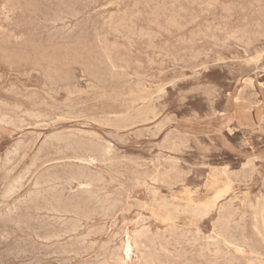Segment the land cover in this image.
Instances as JSON below:
<instances>
[{
	"label": "rangeland",
	"instance_id": "obj_1",
	"mask_svg": "<svg viewBox=\"0 0 264 264\" xmlns=\"http://www.w3.org/2000/svg\"><path fill=\"white\" fill-rule=\"evenodd\" d=\"M2 1H3V3H2ZM2 1L0 2V7H1L0 8V15H1L0 16V23H1L0 28L2 27V29L3 28H6V29H3V30L0 29V68H1L0 69V103L1 102L4 103L6 101L5 103L8 105H6L5 103H4L5 106L2 103L0 104V113H1L0 117L3 116L2 118H0L1 119V123H0V198L2 197L0 199V206H1L0 207V215H4V214L6 215V216L4 215L3 217L0 216V264H14V263L15 264H47L48 262H49L48 264H71L72 262H74L72 264H96V263L105 264L106 261H107L106 264H138V263L139 264H157V263L158 264H170V261L172 263L174 261L173 264H175V263L176 264H185V263L186 264H189V263L190 264H192V263L198 264L199 261H200L199 264H209V263H214V264H225V263L229 264L230 263V264H232V262H233V264H248V263L249 264H251V263L258 264L259 261H260L259 264H263L264 263V222H263V219H264V86H263L264 85V27H263L264 26V14H263L264 13V11H263L264 0H214L215 2L213 0H210V1L209 0H199V2H198V0L197 1L196 0H189V1L188 0H181V1L180 0L179 1L178 0H165L166 3L164 2V0L163 1L162 0H138V1L137 0H135V1L134 0H130V1L129 0H108V1L107 0H105V1L104 0L103 1L97 0L96 1L95 0V4L97 3L96 6L93 4L94 0L86 1L87 3L83 0H78V1H75L74 8L78 9V10L76 9V12L78 14L75 13V15L70 10L67 9L68 5H70L69 0H36L37 2H36L35 8L25 7V5L23 3H22V6H20V5L14 6L13 1H12V2L8 3L6 11H5V8H3L5 5V2H4V0H2ZM216 1H218V2H216ZM83 2H84V4H83ZM91 2H93V3H91ZM172 2H175V3H172ZM192 2H194V3H192ZM206 2L208 4L211 2L212 5L211 4L208 5V4H206ZM258 2H259V5L257 4ZM77 3H79V5ZM106 3L108 5H110V7L107 6ZM113 3H115V5ZM128 3L130 4L131 8H129L130 6H128L129 5ZM157 3L159 5L160 4L161 5L158 6ZM162 3L164 4L163 5L164 7L165 6H168V7L164 8L162 6ZM86 4H87V6H86ZM111 4H113V6H111ZM193 4H195V5L193 6ZM154 5H155V7H154ZM103 6H105V8ZM138 6H141V7H138ZM151 6H152V8H151ZM199 6H203V7H199ZM17 7L20 8V11ZM62 7H63V9H62ZM106 7H107V9H106ZM144 7H146V8H144ZM173 7H174L175 11L173 10ZM180 7H183L184 10H183V8H180ZM262 7H263V9H262ZM12 8H14V9H12ZM92 8H94L93 10H95L94 13H93ZM170 8H172L173 11ZM229 8H231V9H229ZM123 9H125V10H123ZM140 9H141V11H140ZM148 9H150V10H148ZM152 9L153 10L156 9L155 11L157 13L156 12L154 13ZM158 9L163 10V11H161V13H160L159 11H157ZM221 9H222V11H221ZM107 10H109V11H107ZM119 10H120V12H119ZM167 10H169L170 12ZM180 10H181L182 14H181ZM260 10L262 11V13ZM29 11L31 13H29ZM32 11H33V15H32ZM102 11H103V14H102ZM116 11H117V13H116ZM137 11L139 12L140 17L138 16L139 14L136 15ZM151 11L155 15L158 14L157 17L153 13H151ZM212 11H214V12H212ZM217 11H218V13H217ZM232 11L233 12L235 11L234 12L235 15H234V13H232ZM2 12L4 13L5 16L2 15L3 14ZM23 12L25 14L27 13L28 16H27V14L25 15ZM54 12L56 13V15ZM79 12H80V15H79ZM162 12H164V13H162ZM173 12L175 14L177 12V14L175 15ZM52 14H53V16L51 17ZM146 14H148V15H146ZM173 14H174V16H173ZM201 14L202 15L204 14L203 15L204 17ZM20 15H22V16H20ZM29 15H30V17H29ZM34 15H35V17H34ZM59 15H61L62 18ZM63 15H65V16H63ZM69 15L71 18L69 17ZM88 15H91V18ZM151 15H152V17H151ZM7 16H8V18H7ZM36 16L37 17L39 16V18H37ZM74 16H76V17H74ZM92 16H93V18H92ZM116 16H118V17H116ZM129 16H131V17L133 16V17L130 18ZM142 16H143V19H142ZM163 16H165V17H163ZM172 16H173L174 20L172 19ZM179 16L181 19H177ZM27 17H29V18H27ZM53 17L54 18L57 17V18L54 19ZM72 17H74V18H72ZM126 17H127V19H126ZM5 18L8 20H5ZM94 18H96V19H94ZM157 18H159V19L156 20ZM162 18H163V20H162ZM197 18L199 19L198 21H197ZM216 18H217V20H216ZM28 19H31V20H28ZM32 19H34V20H32ZM46 19H47V22H46ZM51 19L53 21H51ZM79 19L81 20V22ZM91 19H93V20H91ZM118 19H120V21L121 20L126 21V22L123 21L125 24H123V22H120ZM170 19H172V23H170L171 22ZM176 19H177V23L175 21ZM182 19H185L186 22H184V20H182ZM66 20H67V22H66ZM96 20H97V22L99 21L98 24H100L101 26L96 25L97 24ZM105 20H107V22H105ZM154 20L158 23H156ZM168 20L170 21L169 23L171 25L168 24ZM179 20H181V21H179ZM222 20H223V22H222ZM11 21H12V23H11ZM59 21H60V23H59ZM93 21L96 24H94ZM116 21L117 22L119 21L120 23L119 22L117 23ZM129 21L132 24L135 23L136 26L135 25L134 26L136 28H134L132 26V24L129 23ZM150 21H151V23H150ZM63 22H65V23H63ZM192 22H193V24H192ZM195 22H196V24H195ZM211 22H212V24H211ZM18 23H19V25H18ZM28 23H30V24H28ZM44 23L46 25L48 24L49 26L47 25L48 27H46V25ZM52 23H54V24H52ZM57 23H58V25H57ZM78 23H80V26H78L79 25ZM108 23H109V25H108ZM178 23L181 25V27ZM2 24H3V26H2ZM71 24H73V25H71ZM88 24H90V25H88ZM120 24H122L123 27ZM166 24H167V26L169 25L170 27L168 26L169 27L168 28L166 26ZM174 24L175 25L177 24L176 25L177 27L179 25V27L176 28V26ZM188 24H190V25H188ZM65 25H67L66 28H65ZM76 25H77L78 30L75 27ZM125 25H127V27ZM172 25H174V26L172 27ZM218 25L220 27H216ZM237 25H239V26L237 27ZM70 26H72V28ZM115 26H117V27H115ZM33 27H34V29H33ZM61 27H63L64 29ZM82 27H83V29H82ZM86 27H88V28H86ZM93 27H95L96 29H93ZM99 27L102 28V30L98 29ZM107 27H108V29H107ZM130 27H131V29H130ZM163 27L166 29V31L163 30L164 29ZM198 27H200L199 29H201V30H199ZM30 28H31V31H29ZM45 28H46V30H45ZM54 28H55V30H54ZM103 28H104V30H103ZM183 28L186 30L183 31ZM251 28H253V29H251ZM65 29H66V31H65ZM220 29H222V30H220ZM234 29L237 30L238 35H236L237 33ZM5 30H7V31L5 32ZM81 30L87 35H84V33L81 32ZM92 30H93V32H91ZM116 30L119 32H117ZM143 30H146V31H143ZM179 30H180V32H179ZM227 30H229V31H227ZM28 31H29V33H28ZM74 31H77V32L79 31V32L77 33ZM125 31L128 32V34H126ZM140 31L144 32V33H141ZM147 31L150 33V35L152 34L153 36H150ZM167 31H170L171 33L169 32V34H168ZM202 31H204L205 33H203ZM220 31H223L224 33L220 32ZM241 31L242 32L244 31V32L240 33ZM59 32H61L60 35H59ZM65 32H67V33H65ZM129 32L130 33L132 32V33L130 34ZM151 32H153L154 34ZM166 32H167V34H166ZM248 32H249V34H248ZM49 33L50 34L53 33L52 36ZM62 33H64V34H62ZM74 33H76L77 35ZM121 33L124 35H121ZM189 33H190V35H189ZM201 33H203V34L201 35ZM89 34H90V36H89ZM132 34H133V36H132ZM145 34H146V37L144 38ZM197 34H198V36H195ZM204 34H205V36H204ZM245 34H246V36H245ZM34 35H35V38H33ZM57 35L59 36V38ZM214 35H215L216 39H215ZM234 35L238 36V37L235 38ZM20 36L22 39L20 38ZM41 36H43V37H41ZM121 36L123 37L124 40L122 39ZM135 36H138V37H135ZM139 36H140V39H139ZM16 37H17V39L20 38V40H17ZM52 37H54V40H52V42H51L50 39H53ZM67 37H69V38L71 37L72 41H70L69 38L66 39ZM82 37H84V38H82ZM115 37H117V38L115 39ZM151 37H152V39H150ZM156 37H157V39H156ZM41 38H42V40H41ZM57 38H58V40H57ZM80 38L83 40H80ZM127 38H128V40H130V42L128 41L130 44L126 41ZM206 38H207V40H206ZM242 38L245 42L242 40ZM252 38L253 39L255 38V39L253 40ZM64 39H66L67 41L65 40L66 41L65 42ZM88 39H89V41H88ZM108 39H110V40H108ZM96 40H99V41L97 42ZM105 40H106V42H105ZM117 40H119V41H117ZM137 40H139V41H137ZM216 40H219V41H216ZM90 41H92V42H90ZM187 41H189V42H187ZM194 41H195V44H193ZM242 41H243V43H242ZM53 42L55 44L51 45L50 43H53ZM84 42L85 43L87 42V43L85 44ZM101 42H102V44H101ZM110 42H113V46ZM216 42H217V44H216ZM220 42H221V45L219 44ZM238 42L242 43V45H240V43H238ZM78 43L79 44L81 43V44L79 45ZM132 43H135V44L132 45ZM225 43H226V45H225ZM256 43H258V44H256ZM34 44L45 47L46 52L42 55H38L37 53H35L33 51V49L31 47H29V46H32ZM115 44L117 45V47L115 46ZM120 44H123V45H120ZM191 44L194 46H192ZM222 44H224V46ZM248 44H250V45L248 46V50H247ZM135 45L138 47H136ZM149 45H151V46L149 47ZM163 45L167 48L165 49ZM216 45L218 48L216 47ZM227 45H228V47H227ZM244 45H246V47ZM53 46L54 47L58 46L60 48L59 54L55 52V49ZM115 47H116V49H115ZM153 47H155V49ZM220 47L221 48L224 47V48L221 49ZM101 48H102V50H101ZM168 48L170 51L168 50ZM255 48H257V49H255ZM198 49L199 50L201 49L200 50L201 52ZM252 49H253V51H252ZM138 50H140V51H138ZM112 51H113V53H112ZM130 51L132 53H134V55ZM183 51H184V53H183ZM210 51H212V52H210ZM198 52H199V54H198ZM203 53L205 55H203ZM250 53H252V54H250ZM49 54H51L50 57H49ZM196 54H198L197 55L198 59H196L197 58ZM104 55H106V56H104ZM150 55H151V57H150ZM89 56H91V57H89ZM200 56H202V57L200 58ZM213 56H214V58H213ZM133 57H135V58H133ZM165 57L168 60L164 59ZM176 57H178V59ZM215 58H216V60H215ZM130 59H132V60H130ZM158 59H160V60H158ZM190 59H191V61H189ZM226 59L228 60V62ZM97 60H98V62H97ZM136 60L138 61V63H140V65H138ZM251 60H253V61H251ZM256 60H259V61H256ZM105 62H107V63H105ZM152 62L156 63V65L153 64ZM162 62H164V63H162ZM253 62H255V63H253ZM256 62H258V63H256ZM103 63H104V65H103ZM157 63L159 64L158 66H157ZM189 63H190V65H189ZM101 64H102V66H101ZM187 65H189V66H187ZM213 65H215V66H213ZM83 66H84V68H83ZM111 66H112V68H111ZM205 66H207V67H205ZM147 67H148V69H147ZM157 67H159V68H157ZM43 68H45V69H43ZM114 68H116L117 70ZM163 68H165L166 70ZM168 68H170V69H168ZM149 69H150V71H149ZM154 69H156L157 71L154 72ZM221 69H223V70H221ZM81 70H84V71H81ZM121 70H122V72H121ZM178 70H180V71H178ZM31 71H32V73H31ZM35 71L38 72L37 74H39V75H37ZM75 71H77V72H75ZM158 71L160 72L159 74H158ZM251 72H252V74H251ZM114 73H116V74H114ZM149 73H152V75ZM3 74H4V76H3ZM19 75H20V77H19ZM136 75H140V76H136ZM158 75H160V77ZM25 77H27V78H25ZM43 77H45V78H43ZM68 77H69V79H68ZM85 77H86V80H84ZM111 77H112V79H111ZM142 77H143V79H141ZM47 79H49V80H47ZM53 79H55V80H53ZM87 79H89V81ZM93 79H94V82H96V83H94V82L92 83ZM63 80L66 82H64ZM18 81L20 82V84ZM45 81H48V82H45ZM14 82H16V83H14ZM33 83H34V85H33ZM50 83L52 85L55 83L54 84L55 86H53L54 88L52 87V85ZM57 83H59V84L57 85ZM80 83H81V85H80ZM87 83H88V85H87ZM123 83H124V85H123ZM248 83L251 85H249ZM98 84H100V85H98ZM176 84H177V86H176ZM63 85H64V87H66V85H67L66 89L63 87ZM84 85H85V87H83ZM111 85H113V86H111ZM68 86H70V87H68ZM89 86H90V88L88 89ZM162 86H164V87H162ZM13 87H15V88H13ZM55 87H57V89ZM60 87H62V88H60ZM111 87H112V89H111ZM157 88H159V89H157ZM1 89L2 90L4 89L3 91H5V92H2ZM37 89H39V90H37ZM79 89H81L82 91L80 90L81 91L80 92ZM113 89H114V91H113ZM63 90H65V91H63ZM69 90H71V91H69ZM162 90H163V92H162ZM74 91L77 93H80V95L74 93ZM92 91H94V93H92ZM131 91H132V93H131ZM53 92L56 93V95ZM68 92H70V93H68ZM164 92L167 94H165ZM8 93H11V94H8ZM43 93H45V94H43ZM88 93L89 94L92 93V94H90V96H89ZM98 93H101V94L98 95ZM129 93L131 94V96L133 94V96L130 97ZM46 94H47V96H46ZM68 94H70V95H68ZM120 94H121V96H120ZM51 95H53V96H51ZM71 95L74 97H72ZM102 95H104L105 97ZM125 95H126V97H125ZM165 95H167V96H165ZM109 97L110 98L114 97V98L110 99ZM150 97H152V98L149 99ZM99 99H100V101H99ZM141 99L143 100V103H142ZM59 101H63V102H59ZM19 102H21V103H19ZM84 102L85 103L87 102L86 103L87 105ZM115 102H118V103H115ZM15 103H17V104H15ZM1 105H3V106H1ZM6 106H8V108ZM9 106H11V107H9ZM12 106H13L14 110L12 109ZM5 107H6V109H5ZM22 107H24V108H22ZM28 108H30V109H28ZM15 109H17V110H15ZM3 110H5V111H3ZM51 110L53 113L51 112ZM8 111H9V114H8L9 116L7 115ZM10 111H12V113ZM14 111L17 113H15ZM22 111L26 112V114L25 113L23 114ZM108 111H109V113H108ZM139 112H140V114H138ZM28 113H36V114H32L33 115V117H32V115H30V114L28 115ZM38 114H40V115H38ZM130 114H131V116H130ZM135 114L137 117L135 116ZM24 115L29 116L28 117L29 119ZM114 115H116V117ZM142 115H145V116H142ZM10 116H12V117H10ZM55 116L57 117V119ZM60 116H62V117H60ZM74 116H76V117H74ZM133 116H134V118L132 119ZM4 117L6 118L5 120H4ZM22 117H24L23 118L24 121H22V122L25 123V121L27 119V121H26L27 124L24 125V123L21 122V120H23ZM31 117H32V119L34 118V120L30 119ZM37 117H40V118H37ZM92 117H94V118H92ZM109 117H110V119H109ZM114 117L119 118V119L116 120V119H114ZM153 117H154V119H153ZM18 118H19V120H18ZM101 118L104 120L102 121ZM139 118H140V120H139ZM145 118L147 120H144ZM89 119H90V121H89ZM96 119H98L99 121L97 122ZM122 119H124L125 121ZM87 120H88V122H87ZM106 120L107 121L110 120L113 123H111V122H107L108 124L104 123V122H106ZM231 120H234V121H231ZM14 121H15V123H14ZM72 121H74V122H72ZM94 121L97 124L94 123ZM144 121H145V123H144ZM99 122H101V124H99ZM19 123H21L22 127H20ZM30 123H31V125H28ZM48 123H50V124H48ZM35 124H36V126H35ZM47 124H48V126H46ZM15 125H16V127H15ZM111 125L114 127H112ZM154 125H156V126L154 127ZM10 126L11 127L14 126V128H10ZM119 126H122V128ZM23 127H25V128H23ZM35 127H37V128H35ZM72 128H73V130H71ZM110 128H112V129H110ZM149 128H151V129H149ZM154 128H156L157 130H155ZM174 130H176V131H174ZM68 131H70V132H68ZM156 132L157 133L159 132L160 134L159 133L157 134ZM172 132H174V133H172ZM73 133H76L77 135H75ZM37 134H39V135L37 136ZM70 134H71V137L69 136ZM84 134L88 135V136H85L87 139L84 137ZM26 136L28 137V139ZM54 136L56 139L54 138ZM81 136H82V139H81ZM72 137H74V138H72ZM47 138H49V141ZM59 139H60V141H59ZM79 139H81L80 142H79ZM30 140H31V142H30ZM50 140L52 142L54 141L53 144ZM66 140H69V141L66 142ZM174 140L176 142H174ZM17 141H19V142L17 143ZM62 141H63V143H62ZM74 141H75L76 145L74 144ZM21 142L23 144L22 148H20L22 145ZM46 142H47V144H46ZM83 142H84L85 147L83 146ZM86 142H87V144L89 143L88 146H87ZM24 143H25V145H24ZM28 143H29V145H28ZM71 143H73V145ZM106 143H108V145L109 144L111 145V146H109L110 148L107 147L108 145ZM187 143H189V144H187ZM178 144H179L180 148H179ZM48 145H49V147H48ZM53 145H54V147H52ZM89 145H90V147H89ZM101 145H103V146H101ZM174 145L177 146V149ZM16 146H17V151L15 149ZM29 146H30V148H29ZM45 146H46V148H45ZM67 146H69V147H67ZM79 146H81V147H79ZM95 146H97V147H95ZM211 146H213V147H211ZM18 147H19V149H18ZM94 147L96 149H94ZM100 147H101V149H100ZM173 147H174V149H173ZM208 147H209V150H206V149H208ZM23 148H25V149H23ZM53 148H55V149H53ZM69 148H70V152H69ZM71 148H73V150ZM91 148L94 150H92ZM108 148L111 149L110 150L111 152L110 151L108 152V150H109ZM193 148H195V149L193 150ZM42 149H43L44 153H43ZM80 149H82L83 152L86 151V149H87V151H90V152L86 151L82 154V152L79 151ZM114 149L116 151H114ZM172 149H173V151H171ZM14 150H15V152H14ZM71 150L73 152H71ZM74 150L77 151V153ZM95 150L96 151L98 150L97 151L98 154L97 153L95 154V152H96ZM195 150H197V151H195ZM9 151L11 153L13 152V154L9 153L12 156L11 155L8 156V153H5V152H9ZM59 151L60 152L63 151V152H61V154H60ZM100 151H102V153ZM16 152H18L19 156L16 155L17 154ZM167 152H168V155H167ZM169 152H171V153L173 152V153L171 154ZM107 153H109V154H107ZM66 154H68V155H66ZM101 154H103L104 156ZM13 155H14V158H12ZM15 155H16V158H15ZM37 155L40 156V158H42V159H40ZM72 155H74V156H72ZM67 156H69V158ZM93 156L95 157V159ZM112 156H114V157H112ZM4 157H6V159ZM22 157H24V158L21 159ZM36 157H38L40 160H38V158L35 159ZM59 157L61 160L59 159ZM81 157H83V158H81ZM90 157H92V158H90ZM7 158H9V159H7ZM52 158H54V159H52ZM169 158H171V160H169ZM13 159H17V161L13 160ZM46 159H48L49 161ZM50 159H52L51 162H50ZM35 160L37 161V163H34V165L32 166L33 162H36ZM4 161H5V164L7 163L6 165L4 164ZM11 161H13L14 164H13V162L11 163ZM19 162H20V164H19ZM25 162H26V164H25ZM104 162H106V163H104ZM168 163H170V166ZM8 164L10 165L9 167L7 166ZM35 164L37 166H35ZM51 164L53 166H51ZM4 166L6 167V169ZM17 166L19 167L18 169H17ZM171 166H173V167H171ZM41 167H43V169ZM245 167H247V168H245ZM15 169H17V171ZM36 169H38V170H36ZM63 169H65V170H63ZM68 169H69V171H72V169H73V171L71 173H69ZM76 169H78V171ZM82 169H84V171ZM29 170H31V173ZM46 170H48L50 173ZM74 170L76 172H74ZM7 171H8V173H7ZM20 171H22V172H20ZM26 171H28L27 172L28 174L26 173ZM35 171L36 172L39 171V172L36 174ZM41 171L43 173L42 178L44 179V177H46L44 180H42V178H40V175H42ZM114 171L115 172L117 171V172L115 173ZM221 172H222V175L220 174ZM6 173H7V175H6ZM84 173H86V175ZM22 174H24V175H22ZM33 174H35V175H33ZM122 174H124V175H122ZM156 174H158L159 176ZM81 175H82V178L84 176L87 180L85 178L82 179ZM18 176L21 178L18 179L19 178ZM51 176H53V178ZM58 176H59L58 179L60 182L56 178ZM71 176H73V177H71ZM94 176H95V178H94ZM47 177H49V179ZM64 178L67 179V181ZM72 178H74V180H72ZM91 178H92V180H91ZM155 178H159V179H155ZM13 179H14V181H13ZM52 179H53V182H52ZM113 179H115V180H113ZM118 179H120V180H118ZM154 179H155V181H154ZM39 180H41L43 182H41ZM47 180L51 181V182L49 183ZM78 180H80V181L78 182ZM100 180H102L103 182ZM128 180H130L131 182ZM184 180L186 182L187 181L188 182L186 183ZM16 181H19V182H16ZM97 182H99V183H97ZM9 183H11V184H9ZM34 183H35V185H34ZM12 184L16 188L14 190L15 192L13 191L11 194H8V191H9L8 189H10V186L11 187L13 186ZM21 184H22V187H21ZM26 184H27V187H26ZM44 184H46V185H44ZM57 184H58L59 188L67 190V191L59 189L57 187ZM122 184H124V185H122ZM71 185H73V186H71ZM115 185H116V187H115ZM40 186L41 187L44 186V187L41 188ZM102 186H103V189H102ZM120 186H121V188H119ZM227 186L229 187V189H228L229 191L227 189H225V188H228ZM69 187H71L72 189ZM110 187H111V190H110ZM126 187H128V188H126ZM44 188H46L47 190ZM97 188L98 189L100 188L101 191H99L100 189L98 190ZM55 189H56L57 193L61 191L60 192L61 194L59 193V195L55 193L56 198H54L55 196L52 195L54 193ZM96 189H97V192H96ZM38 190H39V192H38ZM45 190L48 193L49 192L50 193L52 192V193L50 195H48V193L44 194V192H46ZM79 190H83V191L80 192ZM105 190H107L108 192L107 191L105 192ZM222 190H224V192ZM30 191L33 195H35V193H36V195H35L36 197L35 196L32 197V195H30ZM77 191H78V194H77ZM90 191H91V193H90ZM220 191H221V193H220ZM226 191H227V194H226ZM37 192H38L39 196H40V194L41 195L44 194V195H42V198H41V196H40V199L38 198L39 196H38ZM64 192H67V193H64ZM79 192H80V194H83V196L79 195ZM83 192L84 193L87 192L86 193L87 195H88V192L90 194H92V193L93 194L92 195L89 194L88 196H86V194H84ZM99 192L102 194H100ZM98 193L100 195H98ZM107 193H110L109 194L110 196L112 195L111 199H110L109 195H107ZM74 194L79 195L78 198H77V196H73ZM124 194H126V195H124ZM24 195H26V196H24ZM28 195H30V196H28ZM96 195H98L97 198H96ZM121 195H123V196H121ZM147 195H148V198H147ZM3 196L4 197L6 196L7 199L4 198ZM80 196L82 197V198H80L81 200L79 199ZM31 197H32V199L29 200V198H31ZM45 197H48V198H45ZM59 197H60V199H59ZM85 197H86V199H84ZM102 197H104V198L102 199ZM154 197H155V199H154ZM217 197H218V199L216 201L217 205L214 208H212L211 210H209L208 213L206 211V214H205V210H203L202 205H204V203H208V202L211 203ZM235 197H236V199H235ZM9 198H12V199H9ZM21 198L22 199L27 198V199L20 200ZM33 198H35V200H36L35 203H34V201H33V203L31 202L33 200ZM37 198L40 202L37 200ZM75 198L80 200V201L77 200L78 201L77 202ZM88 198L89 199L91 198V199L89 200ZM99 198H100V200H99ZM210 198H211V200L213 198V200L211 201ZM3 199H5L6 201L5 200L1 201ZM62 199H64V201ZM69 199H71V200H69ZM113 199H115V200H113ZM26 200H28L29 203L26 202ZM46 200H48V201H46ZM50 200H51V202L53 200V202L49 203ZM85 200H86V202H85ZM98 200L100 201L101 204H102L101 201H105V202L101 205L97 202ZM59 201H60V203H58ZM82 201H83V203H82ZM89 201H90V204H89ZM22 202H23V204H21ZM25 202L27 203V205H29V204L30 205L29 206L25 205L26 206L25 207L24 206ZM41 202H43V203H41ZM182 202H184V204ZM37 203L39 204V206ZM79 203H80V205H79ZM16 204H17V206H16ZM40 204H41V207H40ZM53 204H54V206H53ZM81 204H84V205L81 206ZM118 204H120L121 207L117 206ZM163 204H164V206H163ZM42 205H44V206H42ZM89 205H91V206L89 207ZM99 205H100L101 209L99 208ZM145 205L147 206V208H145L146 207ZM197 205H199V206H197ZM52 206H53V208H52ZM84 206H86L87 208ZM102 206L104 209L107 207L109 210L106 208L105 210H108V211L105 212V210L102 209ZM190 206H191V208H190ZM194 206L197 208H195ZM200 206H201V209H200ZM21 207H22V209H21ZM29 207H30V209H29ZM35 207H39V208H36L39 213H37V210L35 209ZM83 207H84L85 211L84 210L80 211L79 209H83ZM171 207H175V208L171 209ZM183 207H184V209H183ZM223 207H225V208L223 209ZM8 208H11V209H9L10 212H9V210H6ZM25 208L26 209L28 208L27 210L28 211L31 210L33 213L31 211L27 213V210ZM56 208H58V209H56ZM74 208L75 209L78 208L77 212L79 211L78 213H80V214H77V212L75 211ZM88 208H90V209H88ZM192 208L193 209L195 208V210H193ZM198 208H199V210H198ZM215 208H216V210H215ZM18 209H19V211H18ZM68 209H69V213H66L68 211H65V210H68ZM187 209H189V210H187ZM232 209H233V211H232ZM101 210L103 211V213L101 212ZM112 210H114V212ZM47 211H48V213H47ZM55 211H56V213H55ZM170 211H172V213ZM186 211H187V213H186ZM6 212H7V214H6ZM16 212H17V215H16ZM50 212H51V215L49 214ZM188 212H190V213H188ZM22 213H24V214L22 215ZM57 213H58V215H57ZM59 213H60V215H59ZM64 213H66V214H64ZM244 213H245V215H244ZM11 214L13 215V217ZM68 214H71V216H69ZM81 214H82V216H81ZM140 214H142V215H140ZM27 215H29V217ZM56 215H57V217H56ZM77 215H79V216H77ZM84 215H85V217H84ZM91 215H92V217H91ZM102 215H103V217H100ZM105 215H106V217H105ZM231 215H232V217H231ZM44 216H45V219L43 218ZM60 216H62V217H60ZM75 216L78 218H76ZM80 216L83 218V221H82V218L80 220ZM204 216L205 217L207 216V218H205ZM243 216H245V218H243ZM38 217L39 218L42 217L41 219H43V220H39ZM53 217H54V219H53ZM72 217H74V218H72ZM166 217H168V218H166ZM60 218H62V219H60ZM108 218H110V219H108ZM164 219H165V221H164ZM219 219H220V221H216ZM36 220L37 221L39 220V223ZM76 220H77V222H76ZM90 220H91V222H90ZM111 220H114V221L111 222ZM166 220L168 223L166 222ZM22 222H24V223H22ZM41 222H43V224H41ZM25 223H26V225H25ZM54 223L57 225H54ZM228 223H229L230 228L227 227ZM234 223H236V224L239 223L241 226L239 224L236 225ZM58 224H59V226H58ZM68 224L70 226H68ZM231 224H234V225H231ZM9 225H11V226H9ZM66 225H67V228H66ZM113 225L115 227H113ZM190 225H192V226H190ZM56 226H58V227L56 228ZM12 227H14V228H12ZM51 227H53V228H51ZM60 227H61V229H60ZM93 227H95L94 228L95 230L93 229ZM170 227H171V229H170ZM9 228L10 229L12 228V229L10 230ZM81 228H83V229H81ZM91 228L93 230H91ZM242 228H244L245 230H243ZM18 229H19V231H18ZM196 229H198L199 231ZM12 230L15 232H13ZM46 230H47V232L50 231L48 233H51V235L50 234L48 235ZM52 230H55V231H52ZM62 230H64V232ZM188 230H189V232H188ZM200 230H201V232H200ZM236 230H237V232H236ZM21 231L23 232V234ZM60 231H62V232H60ZM18 232H20V233H18ZM72 232H73V235H72ZM74 232H77V233L74 234ZM121 232L124 235H122ZM174 232L176 234H174ZM243 232H245V233H243ZM218 234H220V236ZM20 235H23V236H20ZM67 235H68V237H67ZM75 235H76V238L74 237ZM79 235H80V237H79ZM121 235H122V237H121ZM48 236L50 237L49 239H48ZM222 236H224V238ZM244 236H245V238L247 237V240L244 238ZM46 237H47V239H46ZM64 237H66V238L64 239ZM116 237H117V239H116ZM203 237H204V239H203L204 241H202ZM219 237H220V239H219ZM221 237H222V239H221ZM238 237H240V238H238ZM168 238H170V239H168ZM197 238H200V241ZM232 238L235 240H233ZM73 239L75 241H73ZM194 239H196V242ZM210 239H212L213 241ZM214 239H215V241H214ZM225 239H226V243H224ZM230 239H232V241ZM53 240H55V241H53ZM76 240H78L79 242ZM86 241H88L87 244H86ZM183 241L186 243H183ZM187 241H189V242H187ZM241 241L242 242L244 241L243 242L244 245L241 243ZM67 242H68V244H66ZM72 242H74V243L76 242V243L70 244ZM106 242H108V243L106 244ZM109 242H111V243H109ZM123 242H125V243H123ZM170 242H171V244H170ZM207 242L211 248L208 246ZM236 242H240V243H236ZM174 243H175V245H174ZM223 243H224V245H223ZM228 243H230L231 245ZM233 243H234V245L238 244L237 246H234V245L233 246L237 252L238 251L240 252V254L236 253L234 248H230V247H233L232 246ZM123 244H125V245H123ZM126 244H127V246H126ZM193 244L195 247H193ZM241 244L245 247H243ZM39 245L42 247L39 248L40 247ZM109 245H111V246H109ZM166 245H168L167 246L168 249L166 248ZM172 245H173V247L176 248L177 251L179 250L178 253H180L181 255H179L175 251V248L174 249L172 248ZM251 245H252V247H251ZM78 246L80 248L82 246V248L80 249ZM128 246H129V248L127 250ZM217 246L219 247L218 249H217ZM246 246L248 247V249ZM94 247H95V249H94ZM101 247H103V248H101ZM132 247H133V250H132ZM199 247H200V249H199ZM205 247L208 250H210L212 253L210 251L205 250L206 249ZM237 247H239L241 249H238ZM109 249H110V254L108 253ZM120 249H121V251H120ZM201 249H202V251H201ZM219 249H220V251H218ZM242 249L245 252L242 251ZM250 249H252V250H250ZM69 250H71V251H69ZM116 250L119 252H117ZM169 250H173V251H169ZM189 250H191V252ZM203 250H205V251H203ZM254 250H255V252H254ZM257 250H259V251L256 252ZM75 251L77 254L75 253ZM214 251L217 254L214 253ZM223 251L225 253H223ZM172 252H174V253L176 252L177 254L176 253L174 254ZM203 252H205L206 255ZM185 253H188V254H185ZM253 253H255V254H253ZM258 253H260V254L258 255ZM69 254L70 255L74 254V255L70 256ZM135 254L137 255V257ZM182 254L186 255V257H184V255L182 257ZM228 254H229V256H228ZM230 254H232V255H230ZM187 255H189V256H187ZM58 256H60V258ZM83 256H84V258H83ZM115 256H119V257H115ZM166 256H168V257H166ZM177 256H179V258L182 257V259H179ZM199 256H200V258H199ZM213 256H215V257L217 256L218 259L217 258L213 259ZM52 257H54V258H52ZM78 257H81V258H78ZM152 257H154V259ZM192 257H194V258H192ZM209 257H211V258L209 259ZM230 257H232V258H230ZM168 258H170V260ZM171 258L173 260H171ZM225 258H227V259H225ZM242 258H244V260H242ZM155 259L158 261H156ZM220 259H221V261H218L219 263L215 262L216 260H220ZM223 259H225V260H223ZM115 260H116V263H115ZM152 260H154V262ZM178 260L180 261L179 263H178ZM228 260H229V263L227 262ZM125 261H127V262H125ZM132 261H133V263H132ZM185 261H188V263ZM192 261H194V262H192ZM209 261H211V262H209ZM248 261H250V262H248ZM255 261H256V263H254ZM80 262H82V263H80Z\"/></svg>",
	"mask_w": 264,
	"mask_h": 264
},
{
	"label": "bare ground",
	"instance_id": "obj_2",
	"mask_svg": "<svg viewBox=\"0 0 264 264\" xmlns=\"http://www.w3.org/2000/svg\"><path fill=\"white\" fill-rule=\"evenodd\" d=\"M1 1H2V0H1ZM1 1H0V2H1ZM12 1H13V5H14V6H15V5H20V6H22V3H23V4L25 5V7H28V8H35V6H36V2H37L36 0H4L5 5H4L3 8H5V11H6V9H7L8 3L12 2ZM69 1H70V5H68L67 9L70 10V11L75 15V13H77V12H76V9H77V8L75 9L74 6H75V1H78V0H69ZM83 1L86 2V1H91V0H83ZM96 1H97V0H96ZM102 1H103V0H102ZM104 1H105V0H104ZM107 1H108V0H107ZM107 1H106V2H107ZM129 1H130V0H129ZM134 1H135V0H134ZM137 1H138V0H137ZM162 1H163V0H162ZM178 1H179V0H178ZM180 1H181V0H180ZM188 1H189V0H188ZM196 1H197V0H196ZM209 1H210V0H209ZM209 1H208V2H209ZM213 1H214V0H213ZM119 2H120V1H119ZM149 2H150V1H149ZM152 2H153V1H152ZM154 2H155V1H154ZM164 2H165V0H164ZM198 2H199V0H198ZM200 2H201V1H200ZM214 2H215V1H214ZM216 2H218V1H216ZM2 3H3V1H2ZM86 3H87V2H86ZM91 3H93V2H91ZM101 3H102V2H101ZM111 3H112V2H111ZM133 3H134V2H133ZM150 3H151V2H150ZM158 3H159V2H158ZM158 3H157V4H158ZM165 3H166V2H165ZM172 3H175V2H172ZM176 3H177V2H176ZM186 3H187V2H186ZM192 3H194V2H192ZM196 3H197V2H196ZM196 3H195V4H196ZM204 3H205V2H204ZM221 3H222V2H221ZM237 3H238V2H237ZM260 3H261V2H260ZM77 4L79 5V3H77ZM83 4H84V2H83ZM93 4L96 6L97 3L95 4V0H94V3H93ZM106 4H107V3H106ZM113 4L115 5V3H113ZM113 4H111V6H113ZM122 4H123V3H122ZM128 4H129V3H128ZM154 4H155V3H154ZM177 4H178V3H177ZM195 4H193V6H194ZM206 4H208V3L206 2ZM209 4H211V2H210ZM209 4H208V5H209ZM257 4L259 5V2H258ZM262 4H263V3H262ZM9 5H10V4H9ZM89 5H90V4H89ZM102 5H103V4H102ZM123 5H124V4H123ZM139 5H140V4H139ZM145 5H146V4H145ZM151 5H152V4H151ZM160 5H161V4H160ZM160 5L158 4V6H160ZM163 5H164V4L162 3V6H163ZM168 5H169V4H168ZM172 5H173V4H172ZM179 5H180V4H179ZM211 5H212V4H211ZM228 5H229V4H228ZM260 5H261V4H260ZM1 6H2V5H1ZM86 6H87V4H86ZM86 6H85V7H86ZM95 6H94V7H95ZM99 6H100V5H99ZM107 6L110 7V5H108V4H107ZM120 6H121V5H120ZM128 6H130V4H129ZM128 6H127V7H128ZM162 6H161V7H162ZM193 6H192V7H193ZM65 7H66V6H65ZM77 7H78V6H77ZM103 7L105 8V6H103ZM118 7H119V6H118ZM123 7H124V6H123ZM138 7H141V6H138ZM138 7H137V8H138ZM154 7H155V5H154ZM154 7H153V8H154ZM163 7H164V6H163ZM165 7H168V6H165ZM165 7H164V8H165ZM169 7H170V6H169ZM174 7H175V6H174ZM174 7H173V10H174ZM199 7H203V6H199ZM208 7H209V6H208ZM211 7H212V6H211ZM223 7H224V6H223ZM228 7H229V6H228ZM232 7H233V6H232ZM235 7H236V6H235ZM251 7H252V6H251ZM258 7H259V6H258ZM0 8H1V7H0ZM17 8H18V7H17ZM99 8H100V7H99ZM104 8H103V9H104ZM129 8H131V6H130ZM144 8H146V7H144ZM147 8H148V7H147ZM149 8H150V7H149ZM151 8H152V6H151ZM151 8H150V9H151ZM180 8H183V7H180ZM219 8H220V7H219ZM237 8H238V7H237ZM253 8H254V7H253ZM12 9H14V8H12ZM18 9H19V11H20V8H18ZM47 9H48V8H47ZM47 9H46V10H47ZM62 9H63V7H62ZM79 9H80V8H79ZM93 9H94V8H92V10H93ZM106 9H107V7H106ZM150 9H148V10H150ZM166 9H167V8H166ZM170 9L172 10V8H170ZM170 9H169V10H170ZM229 9H231V8H229ZM262 9H263V7H262ZM262 9H261V10H262ZM51 10H52V9H51ZM68 10H67V11H68ZM77 10H78V9H77ZM96 10H97V9H96ZM123 10H125V9H123ZM126 10H127V9H126ZM152 10H153V9H152ZM155 10H156V9L153 10L154 13L156 12ZM169 10H167V11H169ZM173 10H172V11H173ZM183 10H184V8H183ZM183 10H182V11H183ZM234 10H235V9H234ZM243 10H244V9H243ZM243 10H242V11H243ZM258 10H259V9H258ZM261 10H260V11H261ZM1 11H2V10H1ZM11 11H12V10H11ZM40 11H41V10H40ZM44 11H45V10H44ZM52 11H53V10H52ZM79 11H80V10H79ZM85 11H86V10H85ZM105 11H106V10H105ZM105 11H104V12H105ZM107 11H109V10H107ZM140 11H141V9H140ZM144 11H145V10H144ZM157 11H159V12L161 13V11H163V10H159V9H158ZM174 11H175V10H174ZM185 11H186V10H185ZM221 11H222V9H221ZM245 11H246V10H245ZM263 11H264V9H263ZM3 12H4V11H3ZM3 12H2V13H3ZM50 12H51V11H50ZM58 12H59V11H58ZM60 12H61V11H60ZM62 12H63V11H62ZM68 12H69V11H68ZM94 12H95V10H93V13H94ZM119 12H120V10H119ZM137 12H138V11H137ZM137 12H136V15L139 14V12H138V13H137ZM153 12L151 11V13H153ZM159 12H158V13H159ZM169 12H170V11H169ZM180 12H181V10H180ZM188 12H189V11H188ZM212 12H214V11H212ZM234 12H235V11H234ZM234 12L232 11V13H234ZM238 12H239V11H238ZM256 12H257V11H256ZM8 13H9V12H8ZM10 13H11V12H10ZM23 13H24V12H23ZM23 13H22V14H23ZM29 13H31V12L29 11ZM46 13H47V12H46ZM54 13H55V12H54ZM81 13H82V12H81ZM84 13H85V12H84ZM90 13H91V12H90ZM116 13H117V11H116ZM154 13H153V14H154ZM156 13H157V12H156ZM162 13H164V12H162ZM166 13H167V12H166ZM173 13H174V12H173ZM183 13H184V12H183ZM193 13H194V12H193ZM204 13H205V12H204ZM217 13H218V11H217ZM261 13H262V11H261ZM6 14H7V13H6ZM13 14H14V13H13ZM24 14H25V13H24ZM26 14H27V13H26ZM26 14H25V15H26ZM35 14H36V13H35ZM60 14H61V13H60ZM69 14H70V13H69ZM77 14H78V13H77ZM102 14H103V11H102ZM105 14H106V13H105ZM105 14H104V15H105ZM167 14H168V13H167ZM174 14H175V13H174ZM174 14H173V16H174ZM176 14H177V12H176ZM176 14H175V15H176ZM181 14H182V12H181ZM187 14H188V13H187ZM207 14H208V13H207ZM230 14H231V13H230ZM230 14H229V15H230ZM258 14H259V13H258ZM263 14H264V13H263ZM2 15L5 16L4 13H3ZM8 15H9V14H8ZM32 15H33V11H32ZM45 15H46V14H45ZM55 15H56V13H55ZM57 15H58V14H57ZM66 15H67V14H66ZM79 15H80V12H79ZM79 15H78V16H79ZM146 15H148V14H146ZM149 15H150V14H149ZM154 15H155V14H154ZM157 15H158V14H156L155 16L157 17ZM164 15H165V14H164ZM170 15H171V14H170ZM201 15H202V14H201ZM203 15H204V14H203ZM203 15H202V16H203ZM227 15H228V14H227ZM234 15H235V13H234ZM0 16H1V15H0ZM20 16H22V15H20ZM27 16H28V14H27ZM52 16H53V14L51 15V17H52ZM59 16H61V15H59ZM59 16H58V17H59ZM63 16H65V15H63ZM88 16H90V18H91V15H88ZM100 16H101V15H100ZM100 16H99V17H100ZM126 16H127V15H126ZM138 16L140 17V14H139ZM155 16H154V17H155ZM173 16H172V19L174 20ZM250 16H251V15H250ZM16 17H17V16H16ZM16 17H15V18H16ZM29 17H30V15H29ZM29 17H27V18H29ZM32 17H33V16H32ZM34 17H35V15H34ZM36 17H37V16H36ZM47 17H48V16H47ZM49 17H50V16H49ZM69 17H70V15H69ZM69 17H68V18H69ZM74 17H76V16H74ZM74 17H72V18H74ZM80 17H81V16H80ZM99 17H98V18H99ZM116 17H118V16H116ZM122 17H123V16H122ZM127 17H128V16H127ZM127 17H126V19H127ZM129 17L132 18L133 16H132V17L129 16ZM136 17H137V16H136ZM151 17H152V15H151ZM163 17H165V16H163ZM175 17H176V16H175ZM196 17H197V16H196ZM203 17H204V16H203ZM237 17H238V16H237ZM260 17H261V16H260ZM7 18H8V16H7ZM25 18H26V17H25ZM37 18H39V16H38ZM43 18H44V17H43ZM53 18H54V17H53ZM53 18H52V19H53ZM55 18H57V17H55ZM55 18H54V19H55ZM61 18H62V16H61ZM65 18H66V17H65ZM70 18H71V17H70ZM88 18H89V17H88ZM92 18H93V16H92ZM108 18H109V17H108ZM120 18H121V17H120ZM170 18H171V17H170ZM229 18H230V17H229ZM239 18H240V17H239ZM243 18H244V17H243ZM35 19H36V18H35ZM44 19H45V18H44ZM52 19H51V21H53ZM94 19H96V18H94ZM100 19H101V18H100ZM142 19H143V16H142ZM153 19H154V18H153ZM158 19H159V18H157L156 20H158ZM160 19H161V18H160ZM167 19H168V18H167ZM172 19H170L171 22L168 20V24L172 23ZM177 19H181L180 16H179ZM177 19L175 20L176 23H177ZM191 19H192V18H191ZM212 19H213V18H212ZM224 19H225V18H224ZM224 19H223V20H224ZM5 20H8V19L5 18ZM10 20H11V19H10ZM15 20H16V19H15ZM20 20H21V19H20ZM20 20H19V21H20ZM28 20H31V19H28ZM32 20H34V19H32ZM36 20H37V19H36ZM62 20H63V19H62ZM62 20H61V21H62ZM74 20H75V19H74ZM79 20H80V19H79ZM91 20H93V19H91ZM107 20H108V19H107ZM107 20H105V22H107ZM118 20L120 21V19H118ZM129 20H130V19H129ZM132 20H133V19H132ZM162 20H163V18H162ZM164 20H165V19H164ZM182 20H184V22H186L185 19H182ZM198 20H199V19L197 18V21H198ZM216 20H217V18H216ZM223 20H222V22H223ZM227 20H228V19H227ZM238 20H239V19H238ZM247 20H248V19H247ZM253 20H254V19H253ZM256 20H257V19H256ZM44 21H45V20H44ZM48 21H49V20H48ZM54 21H55V20H54ZM94 21H95V20H94ZM94 21H93V22H94ZM119 21H118V22H119ZM123 21H124V20H123ZM123 21L121 20L120 22H123ZM130 21H131V20H130ZM130 21H129V23H131ZM154 21H155V20H154ZM166 21H167V20H166ZM175 21H174V22H175ZM179 21H181V20H179ZM228 21H229V20H228ZM20 22H21V21H20ZM26 22H27V21H26ZM32 22H33V21H32ZM46 22H47V19H46ZM66 22H67V20H66ZM70 22H71V21H70ZM80 22H81V20H80ZM86 22H87V21H86ZM98 22H99V21H98ZM98 22H97V20H96V23H97V24H96L95 22H94V24H96V25L99 26L100 24H98ZM105 22H104V23H105ZM116 22H117V21H116ZM118 22H117V23H118ZM120 22H119V23H120ZM124 22H126V21H124ZM124 22H123V24H125ZM155 22H156V21H155ZM169 22H170V23H169ZM205 22H206V21H205ZM207 22H208V21H207ZM226 22H227V21H226ZM246 22H247V21H246ZM3 23H4V22H3ZM11 23H12V21H11ZM21 23H22V22H21ZM33 23H34V22H33ZM37 23H38V22H37ZM40 23H41V22H40ZM48 23H49V22H48ZM59 23H60V21H59ZM63 23H65V22H63ZM104 23H103V24H104ZM145 23H146V22H145ZM150 23H151V21H150ZM156 23H158V22H156ZM159 23H160V22H159ZM166 23H167V22H166ZM215 23H216V22H215ZM244 23H245V22H244ZM0 24H1V23H0ZM28 24H30V23H28ZM41 24H42V23H41ZM44 24H45V23H44ZM52 24H54V23H52ZM52 24H51V25H52ZM61 24H62V23H61ZM78 24H79L78 26H80V23H78ZM110 24H111V23H110ZM115 24H116V23H115ZM115 24H114V25H115ZM127 24H128V23H127ZM131 24H132V23H131ZM160 24H161V23H160ZM160 24H159V25H160ZM178 24H179V23H178ZM192 24H193V22H192ZM195 24H196V22H195ZM211 24H212V22H211ZM216 24H217V23H216ZM216 24H215V25H216ZM251 24H252V23H251ZM258 24H259V23H258ZM18 25H19V23H18ZM45 25H46V24H45ZM47 25H48V24H47ZM47 25H46V27L49 26V25H48V26H47ZM55 25H56V24H55ZM57 25H58V23H57ZM57 25H56V26H57ZM67 25H68V24H67ZM67 25H65V28H66ZM71 25H73V24H71ZM81 25H82V24H81ZM88 25H90V24H88ZM108 25H109V23H108ZM120 25H122V24H120ZM134 25H135V23L132 24V26H133L134 28H136V27H135L136 25H135V26H134ZM170 25H171V24H170ZM174 25H175V24H174ZM174 25H172V27H173ZM176 25H177V24H176ZM176 25H175V26H176ZM179 25H180V24H179ZM179 25H178V27H179ZM188 25H190V24H188ZM2 26H3V24H2ZM37 26H38V25H37ZM43 26H44V25H43ZM53 26H54V25H53ZM98 26H97V27H98ZM100 26H101V25H100ZM118 26H119V25H118ZM125 26L127 27V25H125ZM132 26H131V27H132ZM166 26H167V24H166ZM168 26H169V25H168ZM168 26H167V27H168ZM208 26H209V25H208ZM238 26H239V25H237V27H238ZM252 26H253V25H252ZM40 27H41V26H40ZM51 27H52V26H51ZM70 27L72 28V26H70ZM70 27H69V28H70ZM75 27L77 28V25H76ZM89 27H90V26H89ZM115 27H117V26H115ZM122 27H123V25H122ZM126 27H125V28H126ZM131 27H130V29H131ZM159 27H160V26H159ZM169 27H170V26H169ZM169 27H168V28H169ZM178 27L176 26V28H178ZM180 27H181V25H180ZM188 27H189V26H188ZM216 27H220V26L218 25V26H216ZM222 27H223V26H222ZM254 27H255V26H254ZM263 27H264V26H263ZM36 28H37V27H36ZM57 28H58V27H57ZM61 28H63V27H61ZM71 28H70V29H71ZM86 28H88V27H86ZM90 28H91V27H90ZM148 28H149V27H148ZM163 28H164V27H163ZM199 28H200V27H198V29H199ZM213 28H214V27H213ZM258 28H259V27H258ZM260 28H261V27H260ZM0 29H2V27H1ZM3 29H6V28H3ZM3 29H2V30H3ZM33 29H34V27H33ZM63 29H64V28H63ZM67 29H68V28H67ZM79 29H80V28H79ZM82 29H83V27H82ZM93 29H96V28L93 27ZM98 29H101V30H102V28H100V27H99ZM105 29H106V28H105ZM107 29H108V27H107ZM107 29H106V30H107ZM118 29H119V28H118ZM127 29H128V28H127ZM179 29H180V28H179ZM205 29H206V28H205ZM207 29H208V28H207ZM211 29H212V28H211ZM217 29H218V28H217ZM247 29H248V28H247ZM251 29H253V28H251ZM12 30H13V29H12ZM45 30H46V28H45ZM45 30H44V31H45ZM52 30H53V29H52ZM54 30H55V28H54ZM72 30H73V29H72ZM77 30H78V28H77ZM90 30H91V29H90ZM101 30H100V31H101ZM103 30H104V28H103ZM132 30H133V29H132ZM136 30H137V29H136ZM140 30H141V29H140ZM163 30L166 31L165 28H164ZM172 30H173V29H172ZM176 30H177V29H176ZM180 30H181V29H180ZM180 30H179V32H180ZM184 30H186V29L183 28V31H184ZM196 30H197V29H196ZM199 30H201V29H199ZM212 30H213V29H212ZM220 30H222V29H220ZM234 30H235V29H234ZM6 31H7V30H5V32H6ZM9 31H10V30H9ZM13 31H14V30H13ZM29 31H31V28H30ZM29 31H28V33H29ZM50 31H51V30H50ZM65 31H66V29H65ZM116 31H117V30H116ZM122 31H123V30H122ZM141 31H142V30H141ZM141 31H140V32H141ZM143 31H146V30H143ZM149 31H150V30H149ZM210 31H211V30H210ZM227 31H229V30H227ZM235 31H236V33H237V30H235ZM235 31H234V32H235ZM238 31H239V30H238ZM37 32H38V31H37ZM63 32H64V31H63ZM68 32H69V31H68ZM74 32H77V31H74ZM78 32H79V31H78ZM78 32H77V33H78ZM81 32H83V31L81 30ZM86 32H87V31H86ZM91 32H93V30H92ZM104 32H105V31H104ZM117 32H119V31H117ZM120 32H121V31H120ZM140 32H139V33H140ZM147 32H148V31H147ZM153 32H154V31H153ZM153 32H151V33H153ZM167 32H168V34H169L170 31H167ZM167 32H166V34H167ZM202 32L205 33L204 31H202ZM220 32H223V31H220ZM243 32H244V31H243ZM243 32L241 31L240 33H243ZM12 33H13V32H12ZM31 33H32V32H31ZM50 33H51V32H50ZM50 33H49V34H50ZM60 33H61V32H59V35H60ZM65 33H67V32H65ZM70 33H71V32H70ZM83 33H84V32H83ZM125 33L128 34V32H126V31H125ZM129 33H130V32H129ZM131 33H132V32H131ZM131 33H130V34H131ZM136 33H137V32H136ZM136 33H135V34H136ZM141 33H144V32H141ZM148 33H149V32H148ZM154 33H155V32H154ZM154 33H153V34H154ZM170 33H171V32H170ZM203 33H201V35H202ZM206 33H207V32H206ZM208 33H209V32H208ZM223 33H224V32H223ZM254 33H255V32H254ZM254 33H253V34H254ZM9 34H10V33H9ZM13 34H14V33H13ZM15 34H16V33H15ZM26 34H27V33H26ZM33 34H34V33H33ZM37 34H38V33H37ZM44 34H45V33H44ZM52 34H53V33H52ZM52 34H50V35L52 36ZM55 34H56V33H55ZM62 34H64V33H62ZM72 34H73V33H72ZM74 34H76V33H74ZM101 34H102V33H101ZM106 34H107V33H106ZM115 34H116V33H115ZM130 34H129V35H130ZM133 34H134V33H133ZM133 34H132V36H133ZM157 34H158V33H157ZM209 34H210V33H209ZM246 34H247V33H246ZM246 34H245V36H246ZM248 34H249V32H248ZM257 34H258V33H257ZM16 35H17V34H16ZM19 35H20V34H19ZM23 35H24V34H23ZM31 35H32V34H31ZM40 35H41V34H40ZM76 35H77V34H76ZM84 35H87V34L84 33ZM121 35H124V34L121 33ZM149 35H150V33H149ZM189 35H190V33H189ZM224 35H225V34H224ZM236 35H238V33H237ZM255 35H256V34H255ZM32 36H33V35H32ZM54 36H55V35H54ZM57 36H58V35H57ZM62 36H63V35H62ZM65 36H66V35H65ZM67 36H68V35H67ZM69 36H70V35H69ZM82 36H83V35H82ZM89 36H90V34H89ZM117 36H118V35H117ZM147 36H148V35H147ZM150 36H153V35L151 34ZM154 36H155V35H154ZM160 36H161V35H160ZM195 36H198V34L195 35ZM195 36H194V37H195ZM204 36H205V34H204ZM242 36H243V35H242ZM248 36H249V35H248ZM41 37H43V36H41ZM71 37H72V36H71ZM71 37H70V38L67 37L66 39L69 38L70 41H72V40H71ZM93 37H94V36H93ZM98 37H99V36H98ZM121 37H122V36H121ZM126 37H127V36H126ZM128 37H129V36H128ZM135 37H138V36H135ZM135 37H134V38H135ZM142 37H143V36H142ZM145 37H146V34L144 35V38H145ZM148 37H149V36H148ZM148 37H147V38H148ZM214 37H215V35H214ZM234 37L236 38V37H238V36H235V35H234ZM249 37H250V36H249ZM20 38H21V36H20ZM20 38L17 39V37H16L17 40H20ZM33 38H35V35H34ZM45 38H46V37H45ZM52 38H53V39H50L51 42H52V40H54V37H52ZM58 38H59V36H58ZM58 38H57V40H58ZM63 38H64V37H63ZM76 38H77V37H76ZM82 38H84V37H82ZM91 38H92V37H91ZM99 38H100V37H99ZM116 38H117V37H115V39H116ZM147 38H146V39H147ZM153 38H154V37H153ZM183 38H184V37H183ZM185 38H186V37H185ZM195 38H196V37H195ZM212 38H213V37H212ZM232 38H233V37H232ZM235 38H234V39H235ZM244 38H245V37H244ZM21 39H22V38H21ZM60 39H61V38H60ZM66 39H64V41H65ZM77 39H78V38H77ZM122 39H123V37H122ZM132 39H133V38H132ZM137 39H138V38H137ZM139 39H140V36H139ZM150 39H152V37H151ZM156 39H157V37H156ZM204 39H205V38H204ZM215 39H216V37H215ZM225 39H226V38H225ZM227 39H228V38H227ZM230 39H231V38H230ZM239 39H240V38H239ZM249 39H250V38H249ZM252 39H253V38H252ZM254 39H255V38H254ZM254 39H253V40H254ZM259 39H260V38H259ZM41 40H42V38H41ZM50 40H49V41H50ZM62 40H63V39H62ZM80 40H83V39L80 38ZM108 40H110V39H108ZM123 40H124V39H123ZM148 40H149V39H148ZM159 40H160V39H159ZM179 40H180V39H179ZM179 40H178V41H179ZM182 40H183V39H182ZM185 40H186V39H185ZM206 40H207V38H206ZM211 40H212V39H211ZM240 40H241V39H240ZM242 40H243V38H242ZM245 40H246V39H245ZM256 40H257V39H256ZM256 40H255V41H256ZM64 41H63V42H64ZM66 41H67V40H66ZM66 41H65V42H66ZM85 41H86V40H85ZM88 41H89V39H88ZM96 41L98 42L99 40H96ZM100 41H101V40H100ZM117 41H119V40H117ZM126 41H127V42L129 41V42H130V40H128V38L126 39ZM137 41H139V40H137ZM149 41H150V40H149ZM149 41H148V42H149ZM189 41H190V40H189ZM189 41H187V42H189ZM216 41H219V40H216ZM225 41H226V40H225ZM228 41H229V40H228ZM228 41H227V42H228ZM234 41H235V40H234ZM243 41H244V40H243ZM243 41H242V43H243ZM47 42H48V41H47ZM61 42H62V41H61ZM90 42H92V41H90ZM105 42H106V40H105ZM107 42H108V41H107ZM129 42H128V43H129ZM131 42H132V41H131ZM150 42H151V41H150ZM150 42H149V43H150ZM154 42H155V41H154ZM167 42H168V41H167ZM181 42H182V41H181ZM187 42H186V43H187ZM214 42H215V41H214ZM244 42H245V41H244ZM75 43H76V42H75ZM84 43H85V42H84ZM86 43H87V42H86ZM86 43H85V44H86ZM110 43H111L112 46H113V42H110ZM122 43H123V42H122ZM191 43H192V42H191ZM223 43H224V42H223ZM232 43H233V42H232ZM238 43H240V42H238ZM242 43H240V45H242ZM45 44H46V43H45ZM50 44L52 45V44H55V43L53 42V43H50ZM62 44H63V43H62ZM62 44H61V45H62ZM64 44H65V43H64ZM78 44H79V43H78ZM80 44H81V43H80ZM80 44H79V45H80ZM88 44H89V43H88ZM90 44H91V43H90ZM99 44H100V43H99ZM101 44H102V42H101ZM129 44H130V43H129ZM129 44H128V45H129ZM133 44H135V43H132V45H133ZM154 44H155V43H154ZM154 44H153V45H154ZM177 44H178V43H177ZM181 44H182V43H181ZM188 44H189V43H188ZM188 44H187V45H188ZM193 44H195V41H194ZM216 44H217V42H216ZM219 44L221 45V42H220ZM227 44H228V43H227ZM256 44H258V43H256ZM14 45H15V44H14ZM59 45H60V44H59ZM65 45H66V44H65ZM120 45H123V44H120ZM178 45H179V44H178ZM191 45H192V44H191ZM222 45L224 46V44H222ZM225 45H226V43H225ZM234 45H235V44H234ZM234 45H233V46H234ZM249 45H250V44L247 45V50H248V46H249ZM12 46H13V45H12ZM115 46L117 47L116 44H115ZM130 46H131V45H130ZM135 46H136V45H135ZM142 46H143V45H142ZM150 46H151V45H149V47H150ZM154 46H155V45H154ZM163 46H164V45H163ZM192 46H194V45H192ZM244 46L246 47V45H244ZM251 46H252V45H251ZM29 47H31V48L33 49V51H34L35 53H37L38 55H42V54H44V53L46 52V48H45V47L40 46V45H37V44H34V45H32V46H29ZM47 47H48V46H47ZM53 47H54V46H53ZM60 47H61V46H60ZM67 47H68V46H67ZM116 47H115V49H116ZM127 47H128V46H127ZM136 47H138V46H136ZM213 47H214V46H213ZM216 47H217V45H216ZM225 47H226V46H225ZM227 47H228V45H227ZM26 48H27V47H26ZM86 48H87V47H86ZM111 48H112V47H111ZM129 48H130V47H129ZM132 48H133V47H132ZM153 48L155 49V47H153ZM162 48H163V47H162ZM164 48L166 49L167 47L164 46ZM164 48H163V49H164ZM217 48H218V47H217ZM220 48H221V47H220ZM222 48H224V47H222ZM222 48H221V49H222ZM236 48H237V47H236ZM240 48H241V47H240ZM249 48H250V47H249ZM54 49H55V52L59 54L60 48H59L58 46H55ZM99 49H100V48H99ZM133 49H134V48H133ZM230 49H231V48H230ZM255 49H257V48H255ZM255 49H254V50H255ZM71 50H72V49H71ZM101 50H102V48H101ZM152 50H153V49H152ZM168 50H169V48H168ZM168 50H167V51H168ZM198 50H199V49H198ZM200 50H201V49H200ZM200 50H199V51H200ZM240 50H241V49H240ZM245 50H246V49H245ZM249 50H250V49H249ZM79 51H80V50H79ZM136 51H137V50H136ZM138 51H140V50H138ZM153 51H154V50H153ZM169 51H170V50H169ZM204 51H205V50H204ZM217 51H218V50H217ZM252 51H253V49H252ZM258 51H259V50H258ZM262 51H263V50H262ZM102 52H103V51H102ZM130 52H131V51H130ZM193 52H194V51H193ZM200 52H201V51H200ZM206 52H207V51H206ZM210 52H212V51H210ZM90 53H91V52H90ZM112 53H113V51H112ZM131 53H132V52H131ZM155 53H156V52H155ZM176 53H177V52H176ZM183 53H184V51H183ZM195 53H196V52H195ZM207 53H208V52H207ZM213 53H214V52H213ZM217 53H218V52H217ZM223 53H224V52H223ZM244 53H245V52H244ZM84 54H85V53H84ZM132 54L134 55V53H132ZM135 54H136V53H135ZM153 54H154V53H153ZM198 54H199V52H198ZM198 54H196V57H197ZM209 54H210V53H209ZM221 54H222V53H221ZM250 54H252V53H250ZM256 54H257V53H256ZM259 54H260V53H259ZM50 55H51V54H49V57H50ZM69 55H70V54H69ZM124 55H125V54H124ZM126 55H127V54H126ZM172 55H173V54H172ZM178 55H179V54H178ZM201 55H202V54H201ZM203 55H205V54L203 53ZM230 55H231V54H230ZM236 55H237V54H236ZM245 55H246V54H245ZM254 55H255V54H254ZM79 56H80V55H79ZM104 56H106V55H104ZM169 56H170V55H169ZM169 56H168V57H169ZM194 56H195V55H194ZM206 56H207V55H206ZM206 56H205V57H206ZM217 56H218V55H217ZM246 56H247V55H246ZM262 56H263V55H262ZM1 57H2V56H1ZM32 57H33V56H32ZM89 57H91V56H89ZM129 57H130V56H129ZM147 57H148V56H147ZM150 57H151V55H150ZM163 57H164V56H163ZM201 57H202V56H200V58H201ZM247 57H248V56H247ZM33 58H34V57H33ZM77 58H78V57H77ZM133 58H135V57H133ZM137 58H138V57H137ZM169 58H170V57H169ZM176 58L178 59V57H176ZM181 58H182V57H181ZM183 58H184V57H183ZM194 58H195V57H194ZM200 58H199V59H200ZM207 58H208V57H207ZM207 58H206V59H207ZM213 58H214V56H213ZM249 58H250V57H249ZM253 58H254V57H253ZM120 59H121V58H120ZM164 59H166V57H165ZM177 59H176V60H177ZM185 59H186V58H185ZM192 59H193V58H192ZM196 59H198V57H197ZM251 59H252V58H251ZM2 60H3V59H2ZM52 60H53V59H52ZM65 60H66V59H65ZM65 60H64V61H65ZM126 60H127V59H126ZM130 60H132V59H130ZM158 60H160V59H158ZM166 60H168V59H166ZM180 60H181V59H180ZM212 60H213V59H212ZM215 60H216V58H215ZM226 60H227V59H226ZM247 60H248V59H247ZM85 61H86V60H85ZM152 61H153V60H152ZM156 61H157V60H156ZM162 61H163V60H162ZM181 61H182V60H181ZM189 61H191V59H190ZM189 61H188V62H189ZM192 61H193V60H192ZM197 61H198V60H197ZM206 61H207V60H206ZM251 61H253V60H251ZM256 61H259V60H256ZM97 62H98V60H97ZM120 62H121V61H120ZM136 62L138 63L137 60H136ZM216 62H217V61H216ZM227 62H228V60H227ZM229 62H230V61H229ZM244 62H245V61H244ZM105 63H107V62H105ZM143 63H144V62H143ZM150 63H151V62H150ZM150 63H149V64H150ZM152 63H153V62H152ZM162 63H164V62H162ZM178 63H179V62H178ZM208 63H209V62H208ZM223 63H224V62H223ZM249 63H250V62H249ZM251 63H252V62H251ZM253 63H255V62H253ZM256 63H258V62H256ZM48 64H49V63H48ZM75 64H76V63H75ZM98 64H99V63H98ZM145 64H146V63H145ZM153 64L156 65V63H153ZM69 65H70V64H69ZM80 65H81V64H80ZM103 65H104V63H103ZM138 65H140V63H138ZM141 65H142V64H141ZM150 65H151V64H150ZM155 65H154V66H155ZM158 65H159V64L157 63V66H158ZM163 65H164V64H163ZM189 65H190V63H189ZM189 65H187V66H189ZM215 65H216V64H215ZM215 65H213V66H215ZM217 65H218V64H217ZM13 66H14V65H13ZM13 66H12V67H13ZM63 66H64V65H63ZM75 66H76V65H75ZM101 66H102V64H101ZM114 66H115V65H114ZM123 66H124V65H123ZM148 66H149V65H148ZM160 66H161V65H160ZM164 66H165V65H164ZM164 66H163V67H164ZM181 66H182V65H181ZM191 66H192V65H191ZM196 66H197V65H196ZM196 66H195V67H196ZM227 66H228V65H227ZM9 67H10V66H9ZM12 67H11V68H12ZM46 67H47V66H46ZM64 67H65V66H64ZM67 67H68V66H67ZM80 67H81V66H80ZM108 67H109V66H108ZM129 67H130V66H129ZM149 67H150V66H149ZM155 67H156V66H155ZM170 67H171V66H170ZM205 67H207V66H205ZM220 67H221V66H220ZM11 68H10V69H11ZM17 68H18V67H17ZM25 68H26V67H25ZM73 68H74V67H73ZM73 68H72V69H73ZM83 68H84V66H83ZM85 68H86V67H85ZM102 68H103V67H102ZM111 68H112V66H111ZM134 68H135V67H134ZM157 68H159V67H157ZM221 68H222V67H221ZM257 68H258V67H257ZM0 69H1V68H0ZM43 69H45V68H43ZM48 69H49V68H48ZM114 69H116V68H114ZM147 69H148V67H147ZM152 69H153V68H152ZM161 69H162V68H161ZM163 69H165V68H163ZM168 69H170V68H168ZM258 69H259V68H258ZM28 70H29V69H28ZM28 70H27V71H28ZM34 70H35V69H34ZM73 70H74V69H73ZM73 70H72V71H73ZM103 70H104V69H103ZM116 70H117V69H116ZM116 70H115V71H116ZM119 70H120V69H119ZM124 70H125V69H124ZM165 70H166V69H165ZM165 70H164V71H165ZM185 70H186V69H185ZM196 70H197V69H196ZM202 70H203V69H202ZM219 70H220V69H219ZM221 70H223V69H221ZM46 71H47V70H46ZM53 71H54V70H53ZM81 71H84V70H81ZM125 71H126V70H125ZM149 71H150V69H149ZM155 71H157V70L154 69V72H155ZM178 71H180V70H178ZM204 71H205V70H204ZM33 72H34V71H33ZM35 72H36V71H35ZM73 72H74V71H73ZM75 72H77V71H75ZM113 72H114V71H113ZM121 72H122V70H121ZM145 72H146V71H145ZM165 72H166V71H165ZM189 72H190V71H189ZM31 73H32V71H31ZM37 73H38V72H36V74H37ZM41 73H42V72H41ZM116 73H117V72H116ZM116 73H114V74H116ZM159 73H160V72L158 71V74H159ZM170 73H171V72H170ZM195 73H196V72H195ZM9 74H10V73H9ZM33 74H34V73H33ZM75 74H76V73H75ZM82 74H83V73H82ZM107 74H108V73H107ZM112 74H113V73H112ZM137 74H138V73H137ZM149 74L152 75V73H149ZM163 74H164V73H163ZM166 74H167V73H166ZM193 74H194V73H193ZM198 74H199V73H198ZM251 74H252V72H251ZM253 74H254V73H253ZM31 75H32V74H31ZM37 75H39V74H37ZM84 75H85V74H84ZM102 75H103V74H102ZM105 75H106V74H105ZM196 75H197V74H196ZM3 76H4V74H3ZM23 76H24V75H23ZM25 76H26V75H25ZM28 76H29V75H28ZM74 76H75V75H74ZM122 76H123V75H122ZM136 76H140V75H136ZM158 76L160 77V75H158ZM158 76H157V77H158ZM161 76H162V75H161ZM175 76H176V75H175ZM179 76H180V75H179ZM8 77H9V76H8ZM19 77H20V75H19ZM32 77H33V76H32ZM82 77H83V76H82ZM112 77H113V76H112ZM112 77H111V79H112ZM145 77H146V76H145ZM184 77H185V76H184ZM184 77H183V78H184ZM25 78H27V77H25ZM30 78H31V77H30ZM39 78H40V77H39ZM43 78H45V77H43ZM88 78H89V77H88ZM108 78H109V77H108ZM166 78H167V77H166ZM185 78H186V77H185ZM185 78H184V79H185ZM62 79H63V78H62ZM68 79H69V77H68ZM109 79H110V78H109ZM141 79H143V77H142ZM153 79H154V78H153ZM158 79H159V78H158ZM10 80H11V79H10ZM27 80H28V79H27ZM32 80H33V79H32ZM32 80H31V81H32ZM40 80H41V79H40ZM47 80H49V79H47ZM50 80H51V79H50ZM53 80H55V79H53ZM76 80H77V79H76ZM84 80H86V77H85ZM87 80L89 81V79H87ZM137 80H138V79H137ZM155 80H156V79H155ZM155 80H154V81H155ZM159 80H160V79H159ZM239 80H240V79H239ZM5 81H6V80H5ZM42 81H43V80H42ZM63 81H64V80H63ZM63 81H62V82H63ZM79 81H80V80H79ZM81 81H82V80H81ZM112 81H113V80H112ZM149 81H150V80H149ZM151 81H152V80H151ZM192 81H193V80H192ZM244 81H245V80H244ZM252 81H253V80H252ZM18 82H19V81H18ZM22 82H23V81H22ZM27 82H28V81H27ZM43 82H44V81H43ZM45 82H48V81H45ZM54 82H55V81H54ZM64 82H66V81H64ZM93 82H94V79H93L92 83H93ZM171 82H172V81H171ZM175 82H176V81H175ZM193 82H194V81H193ZM14 83H16V82H14ZM37 83H38V82H37ZM88 83H89V82H88ZM88 83H87V85H88ZM94 83H96V82H94ZM105 83H106V82H105ZM107 83H108V82H107ZM160 83H161V82H160ZM160 83H159V84H160ZM172 83H173V82H172ZM178 83H179V82H178ZM184 83H185V82H184ZM186 83H187V82H186ZM244 83H245V82H244ZM19 84H20V82H19ZM30 84H31V83H30ZM50 84H51V83H50ZM54 84H55V83H54ZM54 84H53V85L51 84L52 87L55 86ZM58 84H59V83H57V85H58ZM75 84H76V83H75ZM77 84H78V83H77ZM114 84H115V83H114ZM116 84H117V83H116ZM121 84H122V83H121ZM127 84H128V83H127ZM127 84H126V85H127ZM248 84H249V83H248ZM258 84H259V83H258ZM25 85H26V84H25ZM33 85H34V83H33ZM35 85H36V84H35ZM40 85H41V84H40ZM51 85H50V86H51ZM70 85H71V84H70ZM80 85H81V83H80ZM80 85H79V86H80ZM87 85H86V86H87ZM89 85H90V84H89ZM98 85H100V84H98ZM123 85H124V83H123ZM142 85H143V84H142ZM160 85H161V84H160ZM173 85H174V84H173ZM249 85H251V84H249ZM259 85H260V84H259ZM47 86H48V85H47ZM76 86H77V85H76ZM111 86H113V85H111ZM114 86H115V85H114ZM165 86H166V85H165ZM176 86H177V84H176ZM263 86H264V85H263ZM23 87H24V86H23ZM31 87H32V86H31ZM31 87H30V88H31ZM36 87H37V86H36ZM45 87H46V86H45ZM63 87H64V85H63ZM66 87H67V85H66ZM66 87H64V88L66 89ZM68 87H70V86H68ZM83 87H85V85H84ZM98 87H99V86H98ZM98 87H97V88H98ZM122 87H123V86H122ZM162 87H164V86H162ZM172 87H173V86H172ZM13 88H15V87H13ZM16 88H17V87H16ZM26 88H27V87H26ZM26 88H25V89H26ZM32 88H33V87H32ZM46 88H47V87H46ZM53 88H54V87H53ZM55 88L57 89V87H55ZM58 88H59V87H58ZM60 88H62V87H60ZM75 88H76V87H75ZM89 88H90V86L88 87V89H89ZM91 88H92V87H91ZM117 88H118V87H117ZM140 88H141V87H140ZM142 88H143V87H142ZM252 88H253V87H252ZM4 89H5V88H4ZM4 89H3V90H4ZM8 89H9V88H8ZM11 89H12V88H11ZM34 89H35V88H34ZM39 89H40V88H39ZM39 89H37V90H39ZM69 89H70V88H69ZM76 89H77V88H76ZM85 89H86V88H85ZM100 89H101V88H100ZM103 89H104V88H103ZM106 89H107V88H106ZM106 89H105V90H106ZM111 89H112V87H111ZM130 89H131V88H130ZM136 89H137V88H136ZM157 89H159V88H157ZM170 89H171V88H170ZM1 90H2V89H1ZM3 90H2V92H5V91H3ZM6 90H7V89H6ZM35 90H36V89H35ZM50 90H51V89H50ZM58 90H59V89H58ZM67 90H68V89H67ZM77 90H78V89H77ZM80 90H81V89H79V91H80ZM90 90H91V89H90ZM123 90H124V89H123ZM140 90H141V89H140ZM163 90H164V89H163ZM163 90H162V92H163ZM11 91H12V90H11ZM54 91H55V90H54ZM63 91H65V90H63ZM69 91H71V90H69ZM81 91H82V90H81ZM81 91H80V92H81ZM84 91H85V90H84ZM88 91H89V90H88ZM99 91H100V90H99ZM113 91H114V89H113ZM141 91H142V90H141ZM157 91H158V90H157ZM165 91H166V90H165ZM248 91H249V90H248ZM251 91H252V90H251ZM44 92H45V91H44ZM55 92H56V91H55ZM58 92H59V91H58ZM95 92H96V91H95ZM97 92H98V91H97ZM100 92H101V91H100ZM135 92H136V91H135ZM160 92H161V91H160ZM160 92H159V93H160ZM188 92H189V91H188ZM33 93H34V92H33ZM53 93H54V92H53ZM66 93H67V92H66ZM68 93H70V92H68ZM74 93L80 95V93H77V92H75V91H74ZM82 93H83V92H82ZM85 93H86V92H85ZM92 93H94V91H92ZM92 93H90V94H92ZM131 93H132V91H131ZM164 93H165V92H164ZM190 93H191V92H190ZM209 93H210V92H209ZM239 93H240V92H239ZM8 94H11V93H8ZM12 94H13V93H12ZM38 94H39V93H38ZM40 94H41V93H40ZM43 94H45V93H43ZM54 94L56 95V93H54ZM83 94H84V93H83ZM88 94H89V93H88ZM90 94H89V96H90ZM99 94H101V93H98V95H99ZM107 94H108V93H107ZM107 94H106V95H107ZM111 94H112V93H111ZM111 94H110V95H111ZM117 94H118V93H117ZM126 94H127V93H126ZM129 94H130V93H129ZM147 94H148V93H147ZM160 94H161V93H160ZM162 94H163V93H162ZM165 94H167V93H165ZM177 94H178V93H177ZM228 94H229V93H228ZM246 94H247V93H246ZM41 95H42V94H41ZM68 95H70V94H68ZM73 95H74V94H73ZM81 95H82V94H81ZM94 95H95V94H94ZM113 95H114V94H113ZM113 95H112V96H113ZM115 95H116V94H115ZM142 95H143V94H142ZM46 96H47V94H46ZM49 96H50V95H49ZM51 96H53V95H51ZM71 96H72V95H71ZM75 96H76V95H75ZM102 96H104V95H102ZM107 96H108V95H107ZM107 96H106V97H107ZM120 96H121V94H120ZM123 96H124V95H123ZM132 96H133V94H132ZM132 96H131V94H130V97H132ZM155 96H156V95H155ZM163 96H164V95H163ZM165 96H167V95H165ZM17 97H18V96H17ZM19 97H20V96H19ZM44 97H45V96H44ZM63 97H64V96H63ZM69 97H70V96H69ZM72 97H74V96H72ZM104 97H105V96H104ZM118 97H119V96H118ZM118 97H117V98H118ZM125 97H126V95H125ZM157 97H158V96H157ZM159 97H160V96H159ZM56 98H57V97H56ZM70 98H71V97H70ZM109 98H110V97H109ZM111 98H114V97H111ZM111 98H110V99H111ZM115 98H116V97H115ZM119 98H120V97H119ZM119 98H118V99H119ZM128 98H129V97H128ZM137 98H138V97H137ZM141 98H142V97H141ZM151 98H152V97H150L149 99H151ZM153 98H154V97H153ZM3 99H4V98H3ZM7 99H8V98H7ZM23 99H24V98H23ZM52 99H53V98H52ZM58 99H59V98H58ZM71 99H72V98H71ZM83 99H84V98H83ZM5 100H6V99H5ZM26 100H27V99H26ZM61 100H62V99H61ZM115 100H116V99H115ZM141 100H142V99H141ZM162 100H163V99H162ZM12 101H13V100H12ZM12 101H11V102H12ZM14 101H15V100H14ZM29 101H30V100H29ZM41 101H42V100H41ZM41 101H40V102H41ZM43 101H44V100H43ZM48 101H49V100H48ZM67 101H68V100H67ZM73 101H74V100H73ZM88 101H89V100H88ZM99 101H100V99H99ZM104 101H105V100H104ZM123 101H124V100H123ZM164 101H165V100H164ZM5 102H6V101H5ZM5 102H4V103H5ZM54 102H55V101H54ZM59 102H63V101H59ZM145 102H146V101H145ZM1 103H2V102H1ZM1 103H0V104H1ZM4 103H2V104L4 105ZM9 103H10V102H9ZM19 103H21V102H19ZM44 103H45V102H44ZM50 103H51V102H50ZM69 103H70V102H69ZM84 103H85V102H84ZM86 103H87V102H86ZM86 103H85V104H86ZM94 103H95V102H94ZM115 103H118V102H115ZM130 103H131V102H130ZM134 103H135V102H134ZM142 103H143V100H142ZM5 104H6V103H5ZM15 104H17V103H15ZM73 104H74V103H73ZM122 104H123V103H122ZM136 104H137V103H136ZM149 104H150V103H149ZM3 105H1V106H3ZM6 105H8V104H6ZM70 105H71V104H70ZM81 105H82V104H81ZM86 105H87V104H86ZM210 105H211V104H210ZM4 106H5V105H4ZM39 106H40V105H39ZM46 106H47V105H46ZM71 106H72V105H71ZM84 106H85V105H84ZM107 106H108V105H107ZM6 107L8 108V106H6ZM6 107H5V109H6ZM9 107H11V106H9ZM77 107H78V106H77ZM127 107H128V106H127ZM14 108H15V107H14ZM22 108H24V107H22ZM134 108H135V107H134ZM144 108H145V107H144ZM12 109H13V106H12ZM28 109H30V108H28ZM146 109H147V108H146ZM146 109H145V110H146ZM150 109H151V108H150ZM253 109H254V108H253ZM9 110H10V109H9ZM13 110H14V109H13ZM15 110H17V109H15ZM19 110H20V109H19ZM19 110H18V111H19ZM21 110H22V109H21ZM74 110H75V109H74ZM129 110H130V109H129ZM136 110H137V109H136ZM3 111H5V110H3ZM26 111H27V110H26ZM29 111H30V110H29ZM57 111H58V110H57ZM75 111H76V110H75ZM131 111H132V110H131ZM137 111H138V110H137ZM141 111H142V110H141ZM10 112L12 113V111H10ZM14 112H15V111H14ZM22 112H23V114H24V113L26 114V112H24V111H22ZM27 112H28V111H27ZM30 112H31V111H30ZM51 112H52V110H51ZM80 112H81V111H80ZM82 112H83V111H82ZM101 112H102V111H101ZM105 112H106V111H105ZM120 112H121V111H120ZM144 112H145V111H144ZM15 113H17V112H15ZM36 113H37V112H36ZM36 113H28V115H29V114L32 115V114H36ZM52 113H53V112H52ZM54 113H55V112H54ZM56 113H57V112H56ZM68 113H69V112H68ZM84 113H85V112H84ZM84 113H83V114H84ZM108 113H109V111H108ZM0 114H1V113H0ZM4 114H5V113H4ZM8 114H9V111H8L7 115H8ZM21 114H22V113H21ZM62 114H63V113H62ZM126 114H127V113H126ZM138 114H140V112H139ZM158 114H159V113H158ZM38 115H40V114H38ZM55 115H56V114H55ZM108 115H109V114H108ZM108 115H107V116H108ZM110 115H111V114H110ZM121 115H122V114H121ZM124 115H125V114H124ZM151 115H152V114H151ZM8 116H9V115H8ZM24 116H26L27 118L29 117V116H27V115H24ZM34 116H35V115H34ZM41 116H42V115H41ZM78 116H79V115H78ZM78 116H77V117H78ZM88 116H89V115H88ZM99 116H100V115H99ZM111 116H112V115H111ZM114 116L116 117V115H114ZM122 116H123V115H122ZM130 116H131V114H130ZM135 116H136V114H135ZM138 116H139V115H138ZM140 116H141V115H140ZM142 116H145V115H142ZM160 116H161V115H160ZM205 116H206V115H205ZM2 117H3V116H2ZM2 117H0V118H2ZM10 117H12V116H10ZM32 117H33V115H32ZM32 117H31L30 119H32ZM35 117H36V116H35ZM55 117H56V116H55ZM60 117H62V116H60ZM74 117H76V116H74ZM95 117H96V116H95ZM103 117H104V116H103ZM103 117H102V118H103ZM112 117H113V116H112ZM115 117H114V119H116V120L119 119V118H115ZM117 117H118V116H117ZM119 117H120V116H119ZM127 117H128V116H127ZM136 117H137V116H136ZM170 117H171V116H170ZM23 118H24V117H22V119H23ZM37 118H40V117H37ZM69 118H70V117H69ZM72 118H73V117H72ZM92 118H94V117H92ZM102 118H101V119H102ZM133 118H134V116L132 117V119H133ZM141 118H142V117H141ZM146 118H147V117H146ZM146 118H145L144 120H147ZM168 118H169V117H168ZM5 119H6V118L4 117V120H5ZM28 119H29V118H28ZM47 119H48V118H47ZM56 119H57V117H56ZM61 119H62V118H61ZM105 119H106V118H105ZM109 119H110V117H109ZM125 119H126V118H125ZM127 119H128V118H127ZM136 119H137V118H136ZM153 119H154V117H153ZM157 119H158V118H157ZM193 119H194V118H193ZM16 120H17V119H16ZM18 120H19V118H18ZM20 120H21V119H20ZM32 120H34V118H33ZM62 120H63V119H62ZM91 120H92V119H91ZM96 120H97V122L99 121L98 119H96ZM103 120H104V119H102V121H103ZM122 120H124V119H122ZM122 120H121V121H122ZM139 120H140V118H139ZM22 121H24V119L21 120V122H22ZM26 121H27V119H26ZM26 121H25V123H24V122H22V123H24V125H25V124H27ZM35 121H36V120H35ZM38 121H39V120H38ZM64 121H65V120H64ZM64 121H63V122H64ZM68 121H69V120H68ZM89 121H90V119H89ZM114 121H115V120H114ZM124 121H125V120H124ZM126 121H127V120H126ZM153 121H154V120H153ZM163 121H164V120H163ZM163 121H162V122H163ZM231 121H234V120H231ZM19 122H20V121H19ZM32 122H33V121H32ZM72 122H74V121H72ZM87 122H88V120H87ZM92 122H93V121H92ZM107 122H111V121H110V120H108V121L106 120V122H104V123H107ZM116 122H117V121H116ZM116 122H115V123H116ZM146 122H147V121H146ZM151 122H152V121H151ZM151 122H150V123H151ZM160 122H161V121H160ZM160 122H159V123H160ZM228 122H229V121H228ZM0 123H1V119H0ZM2 123H3V122H2ZM7 123H8V122H7ZM14 123H15V121H14ZM56 123H57V122H56ZM90 123H91V122H90ZM94 123H96V122L94 121ZM102 123H103V122H102ZM111 123H113V122H111ZM111 123H110V124H111ZM131 123H132V122H131ZM138 123H139V122H138ZM144 123H145V121H144ZM159 123H158V124H159ZM178 123H179V122H178ZM17 124H18V123H17ZM19 124H20V127H22V126H21V123H19ZM48 124H50V123H48ZM48 124H47L46 126H48ZM51 124H52V123H51ZM96 124H97V123H96ZM99 124H101V122H99ZM107 124H108V123H107ZM118 124H119V123H118ZM118 124H117V125H118ZM163 124H164V123H163ZM163 124H162V125H163ZM28 125H31V123L28 124ZM113 125H114V124H113ZM121 125H122V124H121ZM156 125H157V124H156ZM156 125H154V127H155ZM169 125H170V124H169ZM35 126H36V124H35ZM108 126H109V125H108ZM111 126H112V125H111ZM124 126H125V125H124ZM5 127H6V126H5ZM8 127H9V126H8ZM15 127H16V125H15ZM38 127H39V126H38ZM103 127H104V126H103ZM112 127H114V126H112ZM115 127H116V126H115ZM119 127L122 128V126H119ZM131 127H132V126H131ZM135 127H136V126H135ZM10 128H14V126H13V127L10 126ZM23 128H25V127H23ZM28 128H29V127H28ZM35 128H37V127H35ZM108 128H109V127H108ZM128 128H129V127H128ZM19 129H20V128H19ZM110 129H112V128H110ZM123 129H124V128H123ZM130 129H131V128H130ZM143 129H144V128H143ZM149 129H151V128H149ZM154 129L157 130L156 128H154ZM164 129H165V128H164ZM46 130H47V129H46ZM71 130H73V128H72ZM120 130H121V129H120ZM155 130H154V131H155ZM112 131H113V130H112ZM121 131H122V130H121ZM158 131H159V130H158ZM169 131H170V130H169ZM174 131H176V130H174ZM187 131H188V130H187ZM227 131H228V130H227ZM68 132H70V131H68ZM92 132H93V131H92ZM159 132H160V131H159ZM159 132H158V133H159ZM90 133H91V132H90ZM156 133H157V132H156ZM158 133H157V134H158ZM172 133H174V132H172ZM172 133H171V134H172ZM217 133H218V132H217ZM228 133H229V132H228ZM73 134L77 135L76 133H73ZM73 134H72V135H73ZM95 134H96V133H95ZM129 134H130V133H129ZM159 134H160V133H159ZM169 134H170V133H169ZM33 135H34V134H33ZM38 135H39V134H37V136H38ZM75 135H74V136H75ZM78 135H79V134H78ZM105 135H106V134H105ZM124 135H125V134H124ZM69 136L71 137V134H70ZM85 136H88V135H85V134H84V137H85ZM166 136H167V135H166ZM187 136H188V135H187ZM187 136H186V137H187ZM26 137H27V136H26ZM56 137H57V136H56ZM58 137H59V136H58ZM66 137H67V136H66ZM79 137H80V136H79ZM168 137H169V136H168ZM181 137H182V136H181ZM188 137H189V136H188ZM54 138H55V136H54ZM72 138H74V137H72ZM75 138H76V137H75ZM85 138H86V137H85ZM85 138H84V139H85ZM195 138H196V137H195ZM22 139H23V138H22ZM27 139H28V137H27ZM33 139H34V138H33ZM47 139H48V141H49V138H47ZM50 139H51V138H50ZM55 139H56V138H55ZM57 139H58V138H57ZM81 139H82V136H81ZM81 139H79V142H80ZM86 139H87V138H86ZM92 139H93V138H92ZM92 139H91V140H92ZM113 139H114V138H113ZM153 139H154V138H153ZM175 139H176V138H175ZM184 140H185V139H184ZM48 141H47V142H48ZM50 141H51V140H50ZM59 141H60V139H59ZM67 141H69V140H66V142H67ZM70 141H71V140H70ZM83 141H84V140H83ZM92 141H93V140H92ZM188 141H189V140H188ZM197 141H198V140H197ZM225 141H226V140H225ZM18 142H19V141H17V143H18ZM26 142H27V141H26ZM30 142H31V140H30ZM47 142H46V144H47ZM51 142H52V141H51ZM53 142H54V141H53ZM53 142H52V144H53ZM55 142H56V141H55ZM64 142H65V141H64ZM76 142H77V141H76ZM81 142H82V141H81ZM95 142H96V141H95ZM174 142H176V141L174 140ZM17 143H16V144H17ZM44 143H45V142H44ZM62 143H63V141H62ZM197 143H198V142H197ZM199 143H200V142H199ZM21 144H22V142H21ZM31 144H32V143H31ZM54 144H55V143H54ZM58 144H59V143H58ZM71 144L73 145V143H71ZM74 144H75V141H74ZM86 144H87V142H86ZM88 144H89V143H88ZM88 144H87V146H88ZM95 144H96V143H95ZM98 144H99V143H98ZM98 144H97V145H98ZM106 144L108 145V143H106ZM170 144H171V143H170ZM187 144H189V143H187ZM24 145H25V143H24ZM26 145H27V144H26ZM28 145H29V143H28ZM49 145H50V144H49ZM49 145H48V147H49ZM64 145H65V144H64ZM64 145H63V146H64ZM72 145H71V146H72ZM75 145H76V144H75ZM75 145H74V146H75ZM79 145H80V144H79ZM90 145H91V144H90ZM90 145H89V147H90ZM99 145H100V144H99ZM104 145H105V144H104ZM176 145H177V144H176ZM199 145H200V144H199ZM18 146H19V145H18ZM22 146H23V144L21 145L20 148H22ZM30 146H31V145H30ZM30 146H29V148H30ZM43 146H44V145H43ZM43 146H42V147H43ZM46 146H47V145H46ZM46 146H45V148H46ZM71 146H70V147H71ZM81 146H82V145H81ZM81 146H79V147H81ZM83 146H84V142H83ZM93 146H94V145H93ZM93 146H92V147H93ZM101 146H103V145H101ZM105 146H106V145H105ZM105 146H104V147H105ZM109 146H111V145L109 144L107 147H109ZM112 146H113V145H112ZM174 146H175V145H174ZM178 146H179V144H178ZM24 147H25V146H24ZM52 147H54V145H53ZM56 147H57V146H56ZM56 147H55V148H56ZM67 147H69V146H67ZM77 147H78V146H77ZM84 147H85V146H84ZM95 147H97V146H95ZM95 147H94V149H96ZM175 147H176V149H177V146H175ZM181 147H182V146H181ZM199 147H200V146H199ZM211 147H213V146H211ZM55 148H53V149H55ZM61 148H62V147H61ZM82 148H83V147H82ZM102 148H103V147H102ZM109 148H110V147H109ZM109 148H108V149H109ZM179 148H180V146H179ZM13 149H14V148H13ZM15 149H16V151H17V146H16ZM18 149H19V147H18ZM23 149H25V148H23ZM38 149H39V148H38ZM49 149H50V148H49ZM65 149H66V148H65ZM71 149L73 150V148H71ZM78 149H79V148H78ZM78 149H77V150H78ZM84 149H85V148H84ZM91 149H92V148H91ZM94 149H92V150H94ZM100 149H101V147H100ZM173 149H174V147H173ZM173 149H172L171 151H173ZM194 149H195V148H193V150H194ZM20 150H21V149H20ZM58 150H59V149H58ZM72 150H71V152H73ZM81 150H82V149H80L79 151L82 152V154H83L84 152L87 151V149H86V151H84V152H83V150H82V151H81ZM102 150H103V149H102ZM104 150H105V149H104ZM110 150H111V149H109L108 152H109ZM112 150H113V149H112ZM162 150H163V149H162ZM197 150H198V149H197ZM197 150H195V151H197ZM206 150H209V147H208V149H206ZM42 151H43V149H42ZM55 151H56V150H55ZM74 151H75V150H74ZM95 151H96V150H95ZM97 151H98V150H97ZM97 151L95 152V154H96V153L98 154ZM105 151H106V150H105ZM105 151H104V152H105ZM114 151H116V150L114 149ZM163 151H164V150H163ZM177 151H178V150H177ZM180 151H181V150H180ZM14 152H15V150H14ZM20 152H21V151H20ZM48 152H49V151H48ZM59 152H60V151H59ZM61 152H63V151H61ZM61 152H60V154H61ZM67 152H68V151H67ZM69 152H70V148H69ZM69 152H68V153H69ZM75 152L77 153V151H75ZM87 152H90V151H87ZM93 152H94V151H93ZM100 152L102 153V151H100ZM110 152H111V151H110ZM5 153H8V156L11 155V154H13V152L11 153L10 151H9V152H5ZM9 153H11V154H9ZM16 153H17V154H16ZM16 153H15V154L18 155V152H16ZM39 153H40V152H39ZM39 153H38V154H39ZM41 153H42V152H41ZM43 153H44V151H43ZM55 153H56V152H55ZM169 153H171V152H169ZM172 153H173V152H172ZM172 153H171V154H172ZM25 154H26V153H25ZM85 154H86V153H85ZM104 154H105V153H104ZM107 154H109V153H107ZM110 154H111V153H110ZM115 154H116V153H115ZM203 154H204V153H203ZM16 155H15V158H16ZM40 155H41V154H40ZM63 155H64V154H63ZM66 155H68V154H66ZM74 155H75V154H74ZM74 155H72V156H74ZM92 155H93V154H92ZM101 155H103V154H101ZM167 155H168V152H167ZM11 156H12V155H11ZM18 156H19V155H18ZM35 156H36V155H35ZM37 156H38V155H37ZM76 156H77V155H76ZM86 156H87V155H86ZM98 156H99V155H98ZM103 156H104V155H103ZM106 156H107V155H106ZM109 156H110V155H109ZM258 156H259V155H258ZM6 157H7V156H6ZM6 157H4V158L6 159ZM38 157L40 158V156H38ZM38 157H36L35 159H37ZM67 157L69 158V156H67ZM93 157H94V156H93ZM101 157H102V156H101ZM112 157H114V156H112ZM2 158H3V157H2ZM10 158H11V157H10ZM12 158H14V155H13ZM23 158H24V157H22L21 159H23ZM39 158H38V160L42 159V158H40V159H39ZM48 158H49V157H48ZM56 158H57V157H56ZM71 158H72V157H71ZM73 158H74V157H73ZM75 158H76V157H75ZM78 158H79V157H78ZM81 158H83V157H81ZM84 158H85V157H84ZM90 158H92V157H90ZM107 158H108V157H107ZM7 159H9V158H7ZM21 159H20V160H21ZM43 159H44V158H43ZM52 159H54V158H52ZM52 159H50V162L52 161ZM59 159H60V157H59ZM59 159H58V160H59ZM94 159H95V157H94ZM11 160H12V159H11ZM13 160H16V161H17V159H13ZM24 160H25V159H24ZM28 160H29V159H28ZM46 160H48V159H46ZM60 160H61V159H60ZM155 160H156V159H155ZM157 160H158V159H157ZM169 160H171V158H169ZM2 161H3V160H2ZM5 161H6V160H5ZM5 161H4V164H5ZM35 161H36V160H35ZM43 161H44V160H43ZM48 161H49V160H48ZM102 161H103V160H102ZM166 161H167V160H166ZM172 161H173V160H172ZM6 162H7V161H6ZM12 162H13V161H11V163H12ZM46 162H47V161H46ZM46 162H45V163H46ZM79 162H80V161H79ZM106 162H107V161H106ZM106 162H104V163H106ZM108 162H109V161H108ZM164 162H165V161H164ZM245 162H246V161H245ZM7 163H8V162H7ZM7 163H6V164H7ZM9 163H10V162H9ZM30 163H31V162H30ZM34 163H37V161H36V162H33V164L31 163L32 166L34 165ZM60 163H61V162H60ZM94 163H95V162H94ZM145 163H146V162H145ZM6 164H5V165H6ZM13 164H14V162H13ZM19 164H20V162H19ZM21 164H22V163H21ZM23 164H24V163H23ZM25 164H26V162H25ZM64 164H65V163H64ZM109 164H110V163H109ZM109 164H108V165H109ZM159 164H160V163H159ZM168 164H169V166H170V163H168ZM168 164H167V165H168ZM2 165H3V164H2ZM47 165H48V164H47ZM56 165H57V164H56ZM72 165H73V164H72ZM77 165H78V164H77ZM103 165H104V164H103ZM122 165H123V164H122ZM173 165H174V164H173ZM177 165H178V164H177ZM7 166L9 167L10 165L8 164ZM19 166H20V165H19ZM35 166H37V165L35 164ZM35 166H34V167H35ZM51 166H53V165L51 164ZM54 166H55V165H54ZM65 166H66V165H65ZM65 166H64V167H65ZM69 166H70V165H69ZM78 166H79V165H78ZM242 166H243V165H242ZM4 167H5V166H4ZM13 167H14V166H13ZM26 167H27V166H26ZM39 167H40V166H39ZM39 167H38V168H39ZM73 167H74V166H73ZM76 167H77V166H76ZM76 167H75V168H76ZM171 167H173V166H171ZM238 167H239V166H238ZM1 168H2V167H1ZM14 168H15V167H14ZM18 168H19V167L17 166V169H18ZM28 168H29V167H28ZM30 168H31V167H30ZM32 168H33V167H32ZM41 168L43 169V167H41ZM67 168H68V167H67ZM71 168H72V167H71ZM71 168H70V169H71ZM81 168H82V167H81ZM89 168H90V167H89ZM110 168H111V167H110ZM245 168H247V167H245ZM5 169H6V167H5ZM17 169H15V170L17 171ZM52 169H53V168H52ZM57 169H58V168H57ZM91 169H92V168H91ZM154 169H155V168H154ZM171 169H172V168H171ZM171 169H170V170H171ZM239 169H240V168H239ZM243 169H244V168H243ZM2 170H3V169H2ZM22 170H23V169H22ZM32 170H33V169H32ZM36 170H38V169H36ZM44 170H45V169H44ZM44 170H43V171H44ZM50 170H51V169H50ZM53 170H54V169H53ZM53 170H52V171H53ZM63 170H65V169H63ZM76 170L78 171V169H76ZM82 170L84 171V169H82ZM107 170H108V169H107ZM156 170H157V169H156ZM173 170H174V169H173ZM29 171H30V173H31V170H29ZM46 171H48V170H46ZM68 171H69V169H68ZM72 171H73V169H72ZM72 171H69V173H71ZM79 171H80V170H79ZM94 171H95V170H94ZM96 171H97V170H96ZM1 172H2V171H1ZM10 172H11V171H10ZM14 172H15V171H14ZM20 172H22V171H20ZM20 172H19V173H20ZM24 172H25V171H24ZM27 172H28V171H26V173H27ZM35 172H36V171H35ZM38 172H39V171H38ZM38 172H36V174H37ZM48 172H49V171H48ZM74 172H76V171L74 170ZM114 172H115V171H114ZM116 172H117V171H116ZM116 172H115V173H116ZM164 172H165V171H164ZM7 173H8V171H7ZM7 173H6V175H7ZM41 173H42V171H41ZM49 173H50V172H49ZM62 173H63V172H62ZM119 173H120V172H119ZM121 173H122V172H121ZM168 173H169V172H168ZM9 174H10V173H9ZM27 174H28V173H27ZM54 174H55V173H54ZM75 174H76V173H75ZM84 174L86 175V173H84ZM91 174H92V173H91ZM104 174H105V173H104ZM117 174H118V173H117ZM220 174L222 175V172H221ZM4 175H5V174H4ZM11 175H12V174H11ZM17 175H18V174H17ZM22 175H24V174H22ZM33 175H35V174H33ZM33 175H32V176H33ZM77 175H78V174H77ZM122 175H124V174H122ZM132 175H133V174H132ZM156 175H158V174H156ZM28 176H29V175H28ZM32 176H31V177H32ZM42 176H43V173H42V175H40V178H42ZM44 176H45V175H44ZM56 176H57V175H56ZM87 176H88V175H87ZM105 176H106V175H105ZM113 176H114V175H113ZM133 176H134V175H133ZM152 176H153V175H152ZM152 176H151V177H152ZM158 176H159V175H158ZM164 176H165V175H164ZM168 176H169V175H168ZM206 176H207V175H206ZM7 177H8V176H7ZM16 177H17V176H16ZM18 177H19V176H18ZM37 177H38V176H37ZM51 177L53 178V176H51ZM65 177H66V176H65ZM71 177H73V176H71ZM135 177H136V176H135ZM165 177H166V176H165ZM20 178H21V177H19L18 179H20ZM33 178H34V177H33ZM38 178H39V177H38ZM45 178H46V177H44V179H45ZM47 178L49 179V177H47ZM56 178L58 179L59 176L56 177ZM75 178H76V177H75ZM77 178H78V177H77ZM81 178H82V175H81ZM83 178H85V177L83 176ZM83 178H82V179H83ZM94 178H95V176H94ZM96 178H97V177H96ZM121 178H122V177H121ZM131 178H132V177H131ZM138 178H139V177H138ZM153 178H154V177H153ZM179 178H180V177H179ZM226 178H227V177H226ZM14 179H15V178H14ZM14 179H13V181H14ZM31 179H32V178H31ZM35 179H36V178H35ZM44 179L42 178V180H44ZM54 179H55V178H54ZM64 179H65V178H64ZM70 179H71V178H70ZM85 179H86V178H85ZM97 179H98V178H97ZM101 179H102V178H101ZM110 179H111V178H110ZM134 179H135V178H134ZM155 179H159V178H155ZM155 179H154V181H155ZM163 179H164V178H163ZM175 179H176V178H175ZM177 179H178V178H177ZM50 180H51V179H50ZM65 180L67 181V179H65ZM68 180H69V179H68ZM72 180H74V178H72ZM86 180H87V179H86ZM89 180H90V179H89ZM91 180H92V178H91ZM93 180H94V179H93ZM113 180H115V179H113ZM118 180H120V179H118ZM138 180H139V179H138ZM151 180H152V179H151ZM179 180H180V179H179ZM251 180H252V179H251ZM13 181H12V182H13ZM20 181H21V180H20ZM24 181H25V180H24ZM34 181H35V180H34ZM39 181H41V180H39ZM39 181H38V182H39ZM47 181H48V180H47ZM58 181H59V179H58ZM75 181H76V180H75ZM79 181H80V180H78V182H79ZM100 181H102V180H100ZM126 181H127V180H126ZM128 181H130V180H128ZM133 181H134V180H133ZM135 181H136V180H135ZM141 181H142V180H141ZM156 181H157V180H156ZM184 181H185V180H184ZM184 181H183V182H184ZM16 182H19V181H16ZM22 182H23V181H22ZM36 182H37V181H36ZM41 182H43V181H41ZM45 182H46V181H45ZM48 182L50 183L51 181H48ZM48 182H47V183H48ZM52 182H53V179H52ZM54 182H55V181H54ZM56 182H57V181H56ZM59 182H60V181H59ZM64 182H65V181H64ZM94 182H95V181H94ZM102 182H103V181H102ZM123 182H124V181H123ZM130 182H131V181H130ZM138 182H139V181H138ZM146 182H147V181H146ZM146 182H145V183H146ZM157 182H158V181H157ZM163 182H164V181H163ZM185 182H186V181H185ZM187 182H188V181H187ZM187 182H186V183H187ZM205 182H206V181H205ZM27 183H28V182H27ZM68 183H69V182H68ZM87 183H88V182H87ZM90 183H91V182H90ZM97 183H99V182H97ZM175 183H176V182H175ZM9 184H11V183H9ZM15 184H16V183H15ZM36 184H37V183H36ZM72 184H73V183H72ZM93 184H94V183H93ZM102 184H103V183H102ZM106 184H107V183H106ZM106 184H105V185H106ZM138 184H139V183H138ZM142 184H143V183H142ZM180 184H181V183H180ZM193 184H194V183H193ZM12 185H13V184H12ZM34 185H35V183H34ZM38 185H39V184H38ZM42 185H43V184H42ZM44 185H46V184H44ZM47 185H48V184H47ZM52 185H53V184H52ZM62 185H63V184H62ZM80 185H81V184H80ZM100 185H101V184H100ZM122 185H124V184H122ZM125 185H126V184H125ZM136 185H137V184H136ZM136 185H135V186H136ZM143 185H144V184H143ZM184 185H185V184H184ZM53 186H54V185H53ZM71 186H73V185H71ZM94 186H95V185H94ZM106 186H107V185H106ZM111 186H112V185H111ZM128 186H129V185H128ZM132 186H133V185H132ZM178 186H179V185H178ZM182 186H183V185H182ZM1 187H2V186H1ZM18 187H19V186H18ZM21 187H22V184H21ZM26 187H27V184H26ZM40 187H41V186H40ZM40 187H39V188H40ZM43 187H44V186H42L41 188H43ZM46 187H47V186H46ZM50 187H51V186H50ZM57 187H58V184H57ZM76 187H77V186H76ZM90 187H91V186H90ZM99 187H100V186H99ZM104 187H105V186H104ZM115 187H116V185H115ZM123 187H124V186H123ZM179 187H180V186H179ZM184 187H185V186H184ZM184 187H183V188H184ZM227 187H228V186H227ZM2 188H3V187H2ZM8 188H9V187H8ZM34 188H35V187H34ZM53 188H54V187H53ZM53 188H52V189H53ZM58 188H59V187H58ZM64 188H65V187H64ZM69 188H71V187H69ZM105 188H106V187H105ZM119 188H121V186H120ZM126 188H128V187H126ZM15 189H16V188L14 187V185H13L12 187L10 186V189H8V190H9V191H8V194H11ZM32 189H33V188H32ZM35 189H36V188H35ZM44 189H46V188H44ZM44 189H43V190H44ZM52 189H51V190H52ZM59 189H61V188H59ZM71 189H72V188H71ZM97 189H98V188H97ZM97 189H96V192H97ZM99 189H100V188H99ZM99 189H98V190H99ZM102 189H103V186H102ZM107 189H108V188H107ZM122 189H123V188H122ZM145 189H146V188H145ZM186 189H187V188H186ZM225 189L228 190L229 187H228V188H225ZM230 189H231V188H230ZM46 190H47V189H46ZM46 190H45V191H46ZM61 190H64V189H61ZM73 190H74V189H73ZM84 190H85V189H84ZM110 190H111V187H110ZM123 190H124V189H123ZM126 190H127V189H126ZM129 190H130V189H129ZM212 190H213V189H212ZM2 191H3V190H2ZM17 191H18V190H17ZM20 191H21V190H20ZM20 191H19V192H20ZM40 191H41V190H40ZM55 191H56V189H55ZM55 191H54V193L52 194L53 196H55V193L59 195V193L61 192V191H60V192L57 193V191H56V192H55ZM64 191H67V190H64ZM79 191L81 192V191H83V190H79ZM86 191H87V190H86ZM99 191H101V189H100ZM102 191H103V190H102ZM106 191H107V190H105V192H106ZM117 191H118V190H117ZM119 191H120V190H119ZM153 191H154V190H153ZM222 191L224 192V190H222ZM228 191H229V190H228ZM14 192H15V191H14ZM19 192H18V193H19ZM38 192H39V190H38ZM38 192H37V194H38ZM80 192H79V195H82V196H83V194H80ZM93 192H94V191H93ZM107 192H108V191H107ZM120 192H121V191H120ZM146 192H147V191H146ZM218 192H219V191H218ZM218 192H217V193H218ZM2 193H3V192H2ZM16 193H17V192H16ZM45 193H48V192L46 191V192H44V194H45ZM51 193H52V192H51ZM51 193L49 192L48 195H50ZM62 193H63V192H62ZM64 193H67V192H64ZM83 193H84V192H83ZM86 193H87V192H86ZM86 193H84V194H86ZM90 193H91V191H90ZM90 193L88 192V195H89ZM99 193H100V192H99ZM99 193H98V195L102 194V193H100V194H99ZM117 193H118V192H117ZM220 193H221V191H220ZM220 193H219V194H220ZM228 193H229V192H228ZM235 193H236V192H235ZM3 194H4V193H3ZM44 194H42V195H44ZM60 194H61V193H60ZM71 194H72V193H71ZM77 194H78V191H77ZM92 194H93V193H92ZM92 194H90V195H92ZM109 194H110V193H107V195H109ZM126 194H127V193H126ZM126 194H124V195H126ZM128 194H129V193H128ZM226 194H227V191H226ZM226 194H225V195H226ZM229 194H230V193H229ZM4 195H5V194H4ZM16 195H17V194H16ZM16 195H15V196H16ZM30 195H32V197H33V196L36 195V193H35V195H33V194L31 193V191H30ZM30 195H28V196H30ZM42 195L40 194L41 198H42ZM65 195H66V194H65ZM79 195H75V194H74L73 196H77V198H78ZM88 195L86 194V196H88ZM98 195H96V198L98 197ZM104 195H105V194H104ZM113 195H114V194H113ZM222 195H223V194H222ZM7 196H8V195H7ZM13 196H14V195H13ZM13 196H12V197H13ZM24 196H26V195H24ZM38 196H39V194H38ZM38 196H37V197H38ZM40 196L38 197L39 199H40ZM60 196H61V195H60ZM66 196H67V195H66ZM111 196H112V195H111ZM111 196L109 195L110 199L112 198ZM115 196H116V195H115ZM121 196H123V195H121ZM127 196H128V195H127ZM220 196H221V195H220ZM236 196H237V195H236ZM3 197H4V196H3ZM32 197L29 198V200L32 199ZM35 197H36V196H35ZM48 197H49V196H48ZM48 197H45V198H48ZM63 197H64V196H63ZM70 197H71V196H70ZM70 197H69V198H70ZM92 197H93V196H92ZM92 197H91V198H92ZM94 197H95V196H94ZM239 197H240V196H239ZM1 198H2V197H1ZM1 198H0V199H1ZM4 198H6V196H5ZM38 198H37V200H38ZM54 198H56V196H55ZM61 198H62V197H61ZM67 198H68V197H67ZM80 198H82V197L80 196L79 199H80ZM91 198H90V199H91ZM103 198H104V197H102V199H103ZM105 198H106V197H105ZM119 198H120V197H119ZM122 198H123V197H122ZM147 198H148V195H147ZM222 198H223V197H222ZM6 199H7V198H6ZM9 199H12V198H9ZM9 199H8V200H9ZM14 199H15V198H14ZM24 199H27V198H23V199L21 198L20 200H24ZM52 199H53V198H52ZM59 199H60V197H59ZM75 199H76V198H75ZM84 199H86V197H85ZM88 199H89V198H88ZM90 199H89V200H90ZM115 199H116V198H115ZM115 199H113V200H115ZM154 199H155V197H154ZM217 199H218V197H217L214 201H212L213 198H212V200H211V198H210V200L212 201L211 203L208 202V203H204V205L201 204L203 210H205V214H206V211H207V213H208L209 210H211L212 208H214V207L217 205V202H216ZM235 199H236V197H235ZM256 199H257V198H256ZM4 200H5V199H3V200H1V201H4ZM18 200H19V199H18ZM20 200H19V201H20ZM41 200H42V199H41ZM53 200H54V199H53ZM53 200H52V202H53ZM62 200L64 201V199H62ZM62 200H61V201H62ZM67 200H68V199H67ZM67 200H66V201H67ZM69 200H71V199H69ZM77 200H78V199H76V201H77ZM80 200H81V199H80ZM80 200H78V201H80ZM95 200H96V199H95ZM99 200H100V198H99ZM99 200H98L97 202H98L99 204H101ZM152 200H153V199H152ZM189 200H190V199H189ZM219 200H220V199H219ZM227 200H228V199H227ZM5 201H6V200H5ZM33 201H34V203H35V201H36L35 198H33V200H32L31 202L33 203ZM38 201H39V200H38ZM46 201H48V200H46ZM76 201H75V202H76ZM78 201H77V202H78ZM87 201H88V200H87ZM137 201H138V200H137ZM154 201H155V200H154ZM190 201H191V200H190ZM228 201H229V200H228ZM230 201H231V200H230ZM236 201H237V200H236ZM250 201H251V200H250ZM23 202H24V201H23ZM23 202H22L21 204H23ZM26 202H28V200H26ZM26 202H25L24 206L27 205ZM31 202H30V203H31ZM39 202H40V201H39ZM50 202H51V200L49 201V203H50ZM52 202H51V203H52ZM56 202H57V201H56ZM70 202H71V201H70ZM85 202H86V200H85ZM91 202H92V201H91ZM95 202H96V201H95ZM101 202H102V204H103L105 201H101ZM188 202H189V201H188ZM206 202H207V201H206ZM232 202H233V201H232ZM234 202H235V201H234ZM28 203H29V202H28ZM32 203H31V204H32ZM41 203H43V202H41ZM44 203H45V202H44ZM54 203H55V202H54ZM58 203H60V201H59ZM66 203H67V202H66ZM82 203H83V201H82ZM164 203H165V202H164ZM182 203L184 204V202H182ZM19 204H20V203H19ZM19 204H18V205H19ZM37 204H38V203H37ZM84 204H85V203H84ZM84 204H81V206H83ZM89 204H90V201H89ZM93 204H94V203H93ZM102 204H101V205H102ZM190 204H191V203H190ZM190 204H189V205H190ZM192 204H193V203H192ZM220 204H221V203H220ZM1 205H2V204H1ZM13 205H14V204H13ZM13 205H12V206H13ZM29 205H30V204H29ZM29 205H27V206H29ZM32 205H33V204H32ZM35 205H36V204H35ZM46 205H47V204H46ZM46 205H45V206H46ZM65 205H66V204H65ZM65 205H64V206H65ZM79 205H80V203H79ZM87 205H88V204H87ZM156 205H157V204H156ZM171 205H172V204H171ZM199 205H200V204H199ZM199 205H197V206H199ZM16 206H17V204H16ZM38 206H39V204H38ZM42 206H44V205H42ZM53 206H54V204H53ZM53 206H52V208H53ZM66 206H67V205H66ZM70 206H71V205H70ZM75 206H76V205H75ZM77 206H78V205H77ZM90 206H91V205H89V207H90ZM95 206H96V205H95ZM97 206H98V205H97ZM117 206H120V204H118ZM117 206H116V207H117ZM145 206H146V205H145ZM163 206H164V204H163ZM165 206H166V205H165ZM179 206H180V205H179ZM185 206H186V205H185ZM185 206H184V207H185ZM0 207H1V206H0ZM2 207H3V206H2ZM13 207H14V206H13ZM22 207H23V206H22ZM22 207H21V209H22ZM25 207H26V206H25ZM32 207H33V206H32ZM40 207H41V204H40ZM55 207H56V206H55ZM61 207H62V206H61ZM79 207H80V206H79ZM84 207H86V206H84ZM84 207H83V209H79V210H80V211H81V210L83 211V210H84ZM116 207H115V208H116ZM120 207H121V206H120ZM120 207H119V208H120ZM123 207H124V206H123ZM128 207H129V206H128ZM136 207H137V206H136ZM177 207H178V206H177ZM180 207H181V206H180ZM184 207H183V209H184ZM186 207H187V206H186ZM194 207H195V206H194ZM227 207H228V206H227ZM230 207H231V206H230ZM36 208H39V207H35V209H36ZM43 208H44V207H43ZM50 208H51V207H50ZM86 208H87V207H86ZM99 208H100V205H99ZM106 208H107V207H106ZM106 208H105V209H106ZM131 208H132V207H131ZM145 208H147V206H146ZM162 208H163V207H162ZM172 208L174 209L175 207H171V209H172ZM188 208H189V207H188ZM190 208H191V206H190ZM195 208H197V207H195ZM195 208H194V209L192 208V209L195 210ZM224 208H225V207H223V209H224ZM231 208H232V207H231ZM9 209H11V208H8V209H6V210H9ZM25 209H26V208H25ZM27 209H28V208H27ZM27 209H26V210H27ZM29 209H30V207H29ZM44 209H45V208H44ZM46 209H47V208H46ZM56 209H58V208H56ZM56 209H55V210H56ZM64 209H65V208H64ZM74 209H75V208H74ZM88 209H90V208H88ZM100 209H101V208H100ZM102 209H104L103 206H102ZM105 209H104V210H105ZM107 209H108V208H107ZM113 209H114V208H113ZM116 209H117V208H116ZM148 209H149V208H148ZM148 209H147V210H148ZM177 209H178V208H177ZM185 209H186V208H185ZM200 209H201V206H200ZM237 209H238V208H237ZM239 209H240V208H239ZM36 210H37V209H36ZM36 210H35V211H36ZM48 210H49V209H48ZM61 210H62V209H61ZM70 210H71V209H70ZM72 210H73V209H72ZM77 210H78V208L75 209L76 212H77ZM108 210H109V209H108ZM108 210H105V212L108 211ZM187 210H189V209H187ZM196 210H197V209H196ZM198 210H199V208H198ZM215 210H216V208H215ZM215 210H214V211H215ZM18 211H19V209H18ZM18 211H17V212H18ZM30 211H31V210H29V211L27 210V213L30 212ZM43 211H44V210H43ZM53 211H54V210H53ZM53 211H52V212H53ZM65 211H68V212H66V213H69V209H68V210H65ZM65 211H64V212H65ZM84 211H85V210H84ZM99 211H100V210H99ZM112 211L114 212V210H112ZM115 211H116V210H115ZM120 211H121V210H120ZM158 211H159V210H158ZM161 211H162V210H161ZM179 211H180V210H179ZM181 211H182V210H181ZM222 211H223V210H222ZM232 211H233V209H232ZM9 212H10V210H9ZM17 212H16V215H17ZM21 212H22V211H21ZM25 212H26V211H25ZM31 212H32V211H31ZM44 212H45V211H44ZM78 212H79V211H78ZM78 212H77V214H80V213H78ZM86 212H87V211H86ZM101 212L103 213L102 210H101ZM170 212L172 213V211H170ZM195 212H196V211H195ZM218 212H219V211H218ZM224 212H225V211H224ZM235 212H236V211H235ZM14 213H15V212H14ZM19 213H20V212H19ZM19 213H18V214H19ZM32 213H33V212H32ZM37 213H39L38 210H37ZM45 213H46V212H45ZM47 213H48V211H47ZM55 213H56V211H55ZM66 213H64V214H66ZM70 213H71V212H70ZM98 213H99V212H98ZM98 213H97V214H98ZM119 213H120V212H119ZM177 213H178V212H177ZM182 213H183V212H182ZM182 213H181V214H182ZM186 213H187V211H186ZM188 213H190V212H188ZM193 213H194V212H193ZM6 214H7V212H6ZM9 214H10V213H9ZM12 214H13V213H12ZM12 214H11V215H12ZM23 214H24V213H22V215H23ZM49 214L51 215V212H50ZM49 214H48V215H49ZM104 214H105V213H104ZM115 214H116V213H115ZM137 214H138V213H137ZM179 214H180V213H179ZM217 214H218V213H217ZM4 215H5V214H4ZM4 215H0V216L3 217ZM29 215H30V214H29ZM29 215H27V216L29 217ZM39 215H40V214H39ZM46 215H47V214H46ZM50 215H49V216H50ZM53 215H54V214H53ZM57 215H58V213H57ZM57 215H56V217H57ZM59 215H60V213H59ZM61 215H62V214H61ZM68 215L71 216V214H68ZM92 215H93V214H92ZM92 215H91V217H92ZM140 215H142V214H140ZM209 215H210V214H209ZM218 215H219V214H218ZM218 215H217V216H218ZM244 215H245V213H244ZM262 215H263V214H262ZM262 215H261V216H262ZM5 216H6V215H5ZM7 216H8V215H7ZM19 216H20V215H19ZM37 216H38V215H37ZM41 216H42V215H41ZM54 216H55V215H54ZM64 216H65V215H64ZM66 216H67V215H66ZM77 216H79V215H77ZM81 216H82V214H81ZM81 216H80V220H81V218H82ZM166 216H167V215H166ZM177 216H178V215H177ZM198 216H199V215H198ZM201 216H202V215H201ZM12 217H13V215H12ZM32 217H33V216H32ZM39 217H40V216H39ZM39 217H38V218H39ZM60 217H62V216H60ZM75 217H76V216H75ZM84 217H85V215H84ZM94 217H95V216H94ZM100 217H103V215L100 216ZM100 217H99V218H100ZM105 217H106V215H105ZM108 217H109V216H108ZM140 217H141V216H140ZM168 217H169V216H168ZM168 217H166V218H168ZM204 217H205V216H204ZM231 217H232V215H231ZM236 217H237V216H236ZM5 218H6V217H5ZM5 218H4V219H5ZM41 218H42V217H41ZM41 218H39V220H43V219H41ZM43 218L45 219V216H44ZM64 218H65V217H64ZM70 218H71V217H70ZM72 218H74V217H72ZM76 218H78V217H76ZM86 218H87V217H86ZM96 218H97V217H96ZM110 218H111V217H110ZM110 218H108V219H110ZM124 218H125V217H124ZM205 218H207V216H206ZM217 218H218V217H217ZM240 218H241V217H240ZM243 218H245V216H243ZM4 219H3V220H4ZM11 219H12V218H11ZM26 219H27V218H26ZM26 219H25V220H26ZM48 219H49V218H48ZM53 219H54V217H53ZM60 219H62V218H60ZM66 219H67V218H66ZM111 219H112V218H111ZM114 219H115V218H114ZM125 219H126V218H125ZM198 219H199V218H198ZM201 219H202V218H201ZM229 219H230V218H229ZM241 219H242V218H241ZM241 219H240V220H241ZM29 220H30V219H29ZM39 220H38V221L36 220V221L39 223ZM49 220H50V219H49ZM64 220H65V219H64ZM74 220H75V219H74ZM74 220H73V221H74ZM84 220H85V219H84ZM176 220H177V219H176ZM188 220H189V219H188ZM195 220H196V219H195ZM222 220H223V219H222ZM225 220H226V219H225ZM225 220H224V221H225ZM240 220H239V221H240ZM27 221H28V220H27ZM52 221H53V220H52ZM62 221H63V220H62ZM67 221H68V220H67ZM71 221H72V220H71ZM82 221H83V218H82ZM86 221H87V220H86ZM92 221H93V220H92ZM112 221H114V220H111V222H112ZM164 221H165V219H164ZM216 221H220V219H219V220H216ZM4 222H5V221H4ZM31 222H32V221H31ZM74 222H75V221H74ZM76 222H77V220H76ZM90 222H91V220H90ZM95 222H96V221H95ZM117 222H118V221H117ZM126 222H127V221H126ZM166 222H167V220H166ZM176 222H177V221H176ZM263 222H264V219H263ZM22 223H24V222H22ZM26 223H27V222H26ZM26 223H25V225H26ZM29 223H30V222H29ZM46 223H47V222H46ZM50 223H51V222H50ZM69 223H70V222H69ZM127 223H128V222H127ZM130 223H131V222H130ZM167 223H168V222H167ZM223 223H224V222H223ZM27 224H28V223H27ZM30 224H31V223H30ZM41 224H43V222H41ZM71 224H72V223H71ZM79 224H80V223H79ZM87 224H88V223H87ZM114 224H115V223H114ZM128 224H129V223H128ZM191 224H192V223H191ZM234 224H236V223H234ZM234 224H231V225H234ZM238 224H239V223H237L236 225H238ZM49 225H50V224H49ZM54 225H57V224L54 223ZM80 225H81V224H80ZM82 225H83V224H82ZM88 225H89V224H88ZM177 225H178V224H177ZM194 225H195V224H194ZM239 225H240V224H239ZM9 226H11V225H9ZM19 226H20V225H19ZM19 226H18V227H19ZM23 226H24V225H23ZM33 226H34V225H33ZM37 226H38V225H37ZM37 226H36V227H37ZM52 226H53V225H52ZM58 226H59V224H58ZM58 226H56V228H57ZM64 226H65V225H64ZM68 226H70V225L68 224ZM85 226H86V225H85ZM101 226H102V225H101ZM110 226H111V225H110ZM110 226H109V227H110ZM125 226H126V225H125ZM190 226H192V225H190ZM195 226H196V225H195ZM240 226H241V225H240ZM3 227H4V226H3ZM20 227H21V226H20ZM28 227H29V226H28ZM80 227H81V226H80ZM83 227H84V226H83ZM87 227H88V226H87ZM87 227H86V228H87ZM103 227H104V226H103ZM113 227H115V226L113 225ZM179 227H180V226H179ZM185 227H186V226H185ZM212 227H213V226H212ZM219 227H220V226H219ZM227 227H229V223H228V226H227ZM12 228H14V227H12ZM12 228H11V229H12ZM16 228H17V227H16ZM43 228H44V227H43ZM51 228H53V227H51ZM66 228H67V225H66ZM70 228H71V227H70ZM72 228H73V227H72ZM94 228H95V227H93V229H94ZM100 228H101V227H100ZM104 228H105V227H104ZM181 228H182V227H181ZM186 228H187V227H186ZM189 228H190V227H189ZM191 228H192V227H191ZM197 228H198V227H197ZM215 228H216V227H215ZM229 228H230V227H229ZM229 228H228V229H229ZM235 228H236V227H235ZM9 229H10V228H9ZM11 229H10V230H11ZM39 229H40V228H39ZM60 229H61V227H60ZM62 229H63V228H62ZM79 229H80V228H79ZM81 229H83V228H81ZM93 229L91 228V230H93ZM129 229H130V228H129ZM170 229H171V227H170ZM182 229H183V228H182ZM223 229H224V228H223ZM225 229H226V228H225ZM242 229L245 230L244 228H242ZM7 230H8V229H7ZM7 230H6V231H7ZM15 230H16V229H15ZM41 230H42V229H41ZM65 230H66V229H65ZM73 230H74V229H73ZM94 230H95V229H94ZM100 230H101V229H100ZM158 230H159V229H158ZM158 230H157V231H158ZM164 230H165V229H164ZM180 230H181V229H180ZM196 230H198V229H196ZM213 230H214V229H213ZM255 230H256V229H255ZM12 231H13V230H12ZM18 231H19V229H18ZM36 231H37V230H36ZM52 231H55V230H52ZM52 231H51V232H52ZM62 231L64 232V230H62ZM62 231H60V232H62ZM66 231H67V230H66ZM68 231H69V230H68ZM75 231H76V230H75ZM77 231H78V230H77ZM88 231H89V230H88ZM96 231H97V230H96ZM101 231H102V230H101ZM123 231H124V230H123ZM125 231H126V230H125ZM157 231H156V232H157ZM166 231H167V230H166ZM176 231H177V230H176ZM198 231H199V230H198ZM214 231H215V230H214ZM224 231H225V230H224ZM241 231H242V230H241ZM13 232H15V231H13ZM21 232H22V231H21ZM31 232H32V231H31ZM46 232H47V230H46ZM48 232H50V231H48ZM48 232H47V233H48ZM56 232H57V231H56ZM89 232H90V231H89ZM92 232H93V231H92ZM188 232H189V230H188ZM190 232H191V231H190ZM200 232H201V230H200ZM200 232H199V233H200ZM227 232H228V231H227ZM227 232H226V233H227ZM233 232H234V231H233ZM236 232H237V230H236ZM18 233H20V232H18ZM26 233H27V232H26ZM75 233H77V232H74V234H75ZM93 233H94V232H93ZM95 233H96V232H95ZM127 233H128V232H127ZM160 233H161V232H160ZM171 233H172V232H171ZM243 233H245V232H243ZM246 233H247V232H246ZM254 233H255V232H254ZM10 234H11V233H10ZM15 234H16V233H15ZM22 234H23V232H22ZM30 234H31V233H30ZM35 234H36V233H35ZM49 234L51 235V233H48V235H49ZM52 234H53V233H52ZM58 234H59V233H58ZM63 234H64V233H63ZM68 234H69V233H68ZM83 234H84V233H83ZM85 234H86V233H85ZM88 234H89V233H88ZM111 234H112V233H111ZM113 234H114V233H113ZM116 234H117V233H116ZM121 234L124 235L122 232H121ZM150 234H151V233H150ZM150 234H149V235H150ZM162 234H163V233H162ZM174 234H176V233L174 232ZM197 234H198V233H197ZM213 234H214V233H213ZM16 235H17V234H16ZM25 235H26V234H25ZM72 235H73V232H72ZM72 235H71V236H72ZM122 235H121V237H122ZM131 235H132V234H131ZM151 235H152V234H151ZM155 235H156V234H155ZM190 235H191V234H190ZM198 235H199V234H198ZM198 235H197V236H198ZM218 235L220 236V234H218ZM239 235H240V234H239ZM244 235H245V234H244ZM20 236H23V235H20ZM30 236H31V235H30ZM46 236H47V235H46ZM65 236H66V235H65ZM81 236H82V235H81ZM100 236H101V235H100ZM134 236H135V235H134ZM179 236H180V235H179ZM211 236H212V235H211ZM232 236H233V235H232ZM235 236H236V235H235ZM235 236H234V237H235ZM51 237H52V236H51ZM67 237H68V235H67ZM74 237L76 238V235H75ZM79 237H80V235H79ZM90 237H91V236H90ZM96 237H97V236H96ZM96 237H95V238H96ZM118 237H119V236H118ZM127 237H128V236H127ZM199 237H200V236H199ZM207 237H208V236H207ZM207 237H206V238H207ZM209 237H210V236H209ZM222 237L224 238V236H222ZM222 237H221V239H222ZM23 238H24V237H23ZM28 238H29V237H28ZM32 238H33V237H32ZM39 238H40V237H39ZM49 238H50V237L48 236V239H49ZM65 238H66V237H64V239H65ZM82 238H83V237H82ZM100 238H101V237H100ZM113 238H114V237H113ZM142 238H143V237H142ZM165 238H166V237H165ZM170 238H171V237H170ZM170 238H168V239H170ZM193 238H194V237H193ZM195 238H196V237H195ZM226 238H227V237H226ZM238 238H240V237H238ZM242 238H243V237H242ZM244 238H245V236H244ZM46 239H47V237H46ZM52 239H53V238H52ZM67 239H68V238H67ZM116 239H117V237H116ZM116 239H115V240H116ZM121 239H122V238H121ZM135 239H136V238H135ZM166 239H167V238H166ZM187 239H188V238H187ZM187 239H186V240H187ZM191 239H192V238H191ZM197 239H199V241H200V238H197ZM203 239H204V237L202 238V241H204ZM219 239H220V237H219ZM232 239H233V238H232ZM232 239H230V240L232 241ZM245 239L247 240V237H246ZM10 240H11V239H10ZM17 240H18V239H17ZM84 240H85V239H84ZM133 240H134V239H133ZM184 240H185V239H184ZM188 240H189V239H188ZM194 240H195V242H196V239H194ZM210 240H212V239H210ZM210 240H209V241H210ZM217 240H218V239H217ZM228 240H229V239H228ZM233 240H235V239H233ZM246 240H245V241H246ZM28 241H29V240H28ZM40 241H41V240H40ZM42 241H43V240H42ZM46 241H47V240H46ZM50 241H51V240H50ZM53 241H55V240H53ZM73 241H75V240L73 239ZM76 241H78V240H76ZM121 241H122V240H121ZM141 241H142V240H141ZM166 241H167V240H166ZM179 241H180V240H179ZM199 241H198V242H199ZM212 241H213V240H212ZM214 241H215V239H214ZM224 241H225L224 243H226V239H225ZM29 242H30V241H29ZM56 242H57V241H56ZM68 242H69V241H68ZM68 242H67L66 244H68ZM70 242H71V241H70ZM78 242H79V241H78ZM87 242H88V241H86V244H87ZM90 242H91V241H90ZM90 242H89V243H90ZM96 242H97V241H96ZM163 242H164V241H163ZM187 242H189V241H187ZM192 242H193V241H192ZM198 242H197V243H198ZM243 242H244V241H243ZM243 242L241 241L242 244H243ZM249 242H250V241H249ZM30 243H31V242H30ZM39 243H40V242H39ZM51 243H52V242H51ZM73 243H74V242H72V243H70V244H73ZM75 243H76V242H75ZM75 243H74V244H75ZM107 243H108V242H106V244H107ZM109 243H111V242H109ZM123 243H125V242H123ZM132 243H133V242H132ZM137 243H138V242H137ZM155 243H156V242H155ZM161 243H162V242H161ZM168 243H169V242H168ZM172 243H173V242H172ZM183 243H186V242L183 241ZM197 243H196V244H197ZM224 243H223V245H224ZM236 243H240V242H236ZM245 243H246V242H245ZM10 244H11V243H10ZM90 244H91V243H90ZM170 244H171V242H170ZM177 244H178V243H177ZM189 244H190V243H189ZM207 244H208V242H207ZM228 244H230V243H228ZM228 244H227V245H228ZM242 244H241V245H242ZM246 244H247V243H246ZM56 245H57V244H56ZM79 245H80V244H79ZM103 245H104V244H103ZM112 245H113V244H112ZM121 245H122V244H121ZM123 245H125V244H123ZM137 245H138V244H137ZM174 245H175V243H174ZM225 245H226V244H225ZM230 245H231V244H230ZM233 245H234V243L232 244V246H233ZM237 245H238V244H236V245H234V246H237ZM243 245H244V244H243ZM243 245H242V246H243ZM36 246H37V245H36ZM39 246H40V245H39ZM65 246H66V245H65ZM70 246H71V245H70ZM109 246H111V245H109ZM113 246H114V245H113ZM118 246H119V245H118ZM126 246H127V244H126ZM167 246H168V245H166V248H167ZM208 246H209V244H208ZM214 246H215V245H214ZM218 246H219V245H218ZM218 246H217V249L219 248ZM234 246H233V247H230V248H234ZM41 247H42V246H40L39 248H41ZM51 247H52V246H51ZM78 247H79V246H78ZM91 247H92V246H91ZM106 247H107V246H106ZM141 247H142V246H141ZM157 247H158V246H157ZM170 247H171V246H170ZM189 247H190V246H189ZM193 247H195L194 244H193ZM206 247H207V246H206ZM206 247H205V248H206ZM209 247H210V246H209ZM243 247H245V246H243ZM246 247H247V246H246ZM251 247H252V245H251ZM64 248H65V247H64ZM64 248H63V249H64ZM68 248H69V247H68ZM68 248H67V249H68ZM79 248H80V247H79ZM81 248H82V246H81ZM81 248H80V249H81ZM101 248H103V247H101ZM101 248H100V249H101ZM115 248H116V247H115ZM128 248H129V246L127 247V250H128ZM172 248L174 249L175 247H173V245H172ZM172 248H171V249H172ZM210 248H211V247H210ZM214 248H215V247H214ZM226 248H227V247H226ZM237 248H238V249H241V248H239V247H237ZM237 248H236V249H237ZM43 249H44V248H43ZM54 249H55V248H54ZM54 249H53V250H54ZM74 249H75V248H74ZM94 249H95V247H94ZM107 249H108V248H107ZM111 249H112V248H111ZM140 249H141V248H140ZM160 249H161V248H160ZM167 249H168V248H167ZM191 249H192V248H191ZM199 249H200V247H199ZM227 249H228V248H227ZM238 249H237V250H238ZM243 249H244V248H243ZM243 249H242V251H244ZM247 249H248V247H247ZM78 250H79V249H78ZM78 250H77V251H78ZM92 250H93V249H92ZM102 250H103V249H102ZM114 250H115V249H114ZM132 250H133V247H132ZM183 250H184V249H183ZM192 250H193V249H192ZM205 250L210 251V250H208L207 248H206ZM205 250H203V251H205ZM229 250H230V249H229ZM234 250H235V248H234ZM250 250H252V249H250ZM13 251H14V250H13ZM57 251H58V250H57ZM69 251H71V250H69ZM79 251H80V250H79ZM93 251H94V250H93ZM116 251H117V250H116ZM120 251H121V249H120ZM169 251H173V250H169ZM175 251L178 253L179 250L177 251L176 248H175ZM189 251L191 252V250H189ZM201 251H202V249H201ZM215 251H216V250H215ZM215 251H214V253L217 252V251H216V252H215ZM218 251H220V249H219ZM235 251H236V250H235ZM258 251H259V250H257L256 252H258ZM14 252H15V251H14ZM17 252H18V251H17ZM17 252H16V253H17ZM51 252H52V251H51ZM86 252H87V251H86ZM91 252H92V251H91ZM111 252H112V251H111ZM117 252H119V251H117ZM135 252H136V251H135ZM176 252H175V253H176ZM181 252H182V251H181ZM210 252H211V251H210ZM244 252H245V251H244ZM254 252H255V250H254ZM22 253H23V252H22ZM48 253H49V252H48ZM75 253H76V251H75ZM89 253H90V252H89ZM108 253L110 254V249H109V252H108ZM123 253H124V252H123ZM165 253H166V252H165ZM172 253H174V252H172ZM175 253H174V254H175ZM177 253H176V254H177ZM182 253H183V252H182ZM203 253L205 254V252H203ZM208 253H209V252H208ZM211 253H212V252H211ZM223 253H225V252L223 251ZM236 253L240 254L239 251H238V252L236 251ZM49 254H50V253H49ZM53 254H54V253H53ZM53 254H52V255H53ZM65 254H66V253H65ZM76 254H77V253H76ZM81 254H82V253H81ZM87 254H88V253H87ZM100 254H101V253H100ZM166 254H167V253H166ZM178 254L181 255L180 253H178ZM185 254H188V253H185ZM193 254H194V253H193ZM195 254H196V253H195ZM197 254H198V253H197ZM200 254H201V253H200ZM216 254H217V253H216ZM245 254H246V253H245ZM253 254H255V253H253ZM259 254H260V253H258V255H259ZM67 255H68V254H67ZM69 255H70V254H69ZM73 255H74V254H73ZM73 255H70V256H73ZM89 255H90V254H89ZM115 255H116V254H115ZM133 255H134V254H133ZM135 255H136V254H135ZM139 255H140V254H139ZM172 255H173V254H172ZM183 255H184V254H182V257H183ZM201 255H202V254H201ZM205 255H206V254H205ZM213 255H214V254H213ZM219 255H220V254H219ZM230 255H232V254H230ZM174 256H175V255H174ZM187 256H189V255H187ZM197 256H198V255H197ZM210 256H211V255H210ZM228 256H229V254H228ZM234 256H235V255H234ZM242 256H243V255H242ZM251 256H252V255H251ZM261 256H262V255H261ZM58 257L60 258V256H58ZM58 257H57V258H58ZM81 257H82V256H81ZM81 257H78V258H81ZM105 257H106V256H105ZM115 257H119V256H115ZM126 257H127V256H126ZM136 257H137V255H136ZM154 257H155V256H154ZM154 257H152V258L154 259ZM166 257H168V256H166ZM177 257L179 258V256H177ZM182 257L179 258V259H182ZM184 257H186V255H184ZM195 257H196V256H195ZM203 257H204V256H203ZM219 257H220V256H219ZM52 258H54V257H52ZM59 258H58V259H59ZM63 258H64V257H63ZM72 258H73V257H72ZM83 258H84V256H83ZM121 258H122V257H121ZM139 258H140V257H139ZM150 258H151V257H150ZM150 258H149V259H150ZM192 258H194V257H192ZM197 258H198V257H197ZM199 258H200V256H199ZM210 258H211V257H209V259H210ZM214 258H215V259H216V258L218 259L217 256H216V257L213 256V259H214ZM227 258H228V257H227ZM227 258H225V259H227ZM230 258H232V257H230ZM68 259H69V258H68ZM70 259H71V258H70ZM73 259H74V258H73ZM97 259H98V258H97ZM104 259H105V258H104ZM106 259H107V258H106ZM112 259H113V258H112ZM118 259H119V258H118ZM168 259L170 260V258H168ZM202 259H203V258H202ZM213 259H212V260H213ZM221 259H222V258H221ZM221 259H220V260H216L215 262L221 261ZM225 259H223V260H225ZM234 259H235V258H234ZM260 259H261V258H260ZM59 260H60V259H59ZM74 260H75V259H74ZM79 260H80V259H79ZM102 260H103V259H102ZM102 260H101V261H102ZM131 260H132V259H131ZM141 260H142V259H141ZM155 260H156V259H155ZM165 260H166V259H165ZM171 260H173V259L171 258ZM174 260H175V259H174ZM176 260H177V259H176ZM186 260H187V259H186ZM196 260H197V259H196ZM223 260H222V261H223ZM242 260H244V258H242ZM246 260H247V259H246ZM246 260H245V261H246ZM248 260H249V259H248ZM63 261H64V260H63ZM75 261H76V260H75ZM104 261H105V260H104ZM122 261H123V260H122ZM152 261L154 262V260H152ZM156 261H158V260H156ZM188 261H189V260H188ZM188 261H185V262L188 263ZM204 261H205V260H204ZM207 261H208V260H207ZM207 261H206V262H207ZM234 261H235V260H234ZM253 261H254V260H253ZM253 261H252V262H253ZM256 261H257V260H256ZM256 261H255L254 263H256ZM82 262H83V261H82ZM82 262H80V263H82ZM123 262H124V261H123ZM125 262H127V261H125ZM135 262H136V261H135ZM143 262H144V261H143ZM179 262H180V261L178 260V263H179ZM192 262H194V261H192ZM206 262H205V263H206ZM209 262H211V261H209ZM212 262H213V261H212ZM225 262H226V261H225ZM225 262H224V263H225ZM227 262L229 263V260H228ZM231 262H232V261H231ZM236 262H237V261H236ZM248 262H250V261H248ZM248 262H247V263H248ZM257 262H258V261H257ZM48 263H49V262H48ZM48 263H47V264H48ZM72 263H74V262H72ZM72 263H71V264H72ZM77 263H78V262H77ZM90 263H91V262H90ZM103 263H104V262H103ZM106 263H107V261H106ZM106 263H105V264H106ZM115 263H116V260H115ZM132 263H133V261H132ZM140 263H141V262H140ZM156 263H157V262H156ZM171 263H172V262L170 261V264H171ZM173 263H174V261H173ZM173 263H172V264H173ZM196 263H197V262H196ZM199 263H200V261H199ZM199 263H198V264H199ZM201 263H202V262H201ZM218 263H219V262H218ZM221 263H222V262H221ZM237 263H238V262H237ZM259 263H260V261H259ZM259 263H258V264H259ZM14 264H15V263H14ZM96 264H98V263H96ZM138 264H139V263H138ZM157 264H158V263H157ZM175 264H176V263H175ZM185 264H186V263H185ZM189 264H190V263H189ZM192 264H194V263H192ZM209 264H214V263H209ZM225 264H226V263H225ZM229 264H230V263H229ZM232 264H233V262H232ZM248 264H249V263H248ZM251 264H253V263H251ZM263 264H264V263H263Z\"/></svg>",
	"mask_w": 264,
	"mask_h": 264
}]
</instances>
